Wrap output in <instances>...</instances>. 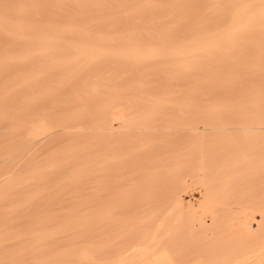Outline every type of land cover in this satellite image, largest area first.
<instances>
[{"label":"rangeland","instance_id":"374dc122","mask_svg":"<svg viewBox=\"0 0 264 264\" xmlns=\"http://www.w3.org/2000/svg\"><path fill=\"white\" fill-rule=\"evenodd\" d=\"M18 1V2H17ZM36 1V2H35ZM49 1V2H48ZM65 0H11V2L9 1V0H0V11L3 13V11H4V15H5V17H6V15L8 16V19H9V16H10V19L12 18V20L14 21V22H19V23H21L22 25H24L25 23V26L27 27V29L28 28H32L33 30H35V29H37L38 30V28H39V30L43 27V28H45V29H47L46 27H48V31H55V33H57L58 32V34L60 33V31H61V33L63 34V36L62 37H64V35H66L67 34V41H69V40H71L70 41V43L72 42V40L74 39L75 41H73L74 43L76 42V40H79V41H81V43H82V40L83 39H81V38H84V40L83 41H85V38H88V39H86L87 40V42L89 41V43H90V39H91V41H93V42H91L90 44H94V42H95V44L96 43H100V44H102L101 46H103V48H105V46L106 45H108V44H111L110 45V49H115V48H117L118 46V44H120V42L119 41H117L116 39H121V37H122V35H128V37L130 36V39L132 38V40H134V41H132V40H128V41H130L129 43H132L133 42V44H134V42L135 43H139V45H142V44H145V45H150V46H156L157 45V43L159 44V46L162 44V43H164V44H168V41L169 42H173V41H170V39L171 40H175L174 42L175 43H183V42H185V40H193V41H199V40H202V37H203V39L205 38V37H210V39H211V37H212V39L213 38H215L216 37V35H217V33L220 35V33H224L225 32V35H226V33H228L227 32V30H228V28L230 27H233V24H232V21H233V23H234V26L236 25L235 24V22L236 21H238V20H235L234 18H236L235 16H237L238 15V17H240L239 15H241L242 14V16H241V19H242V17L243 16H245V18H247L246 16H250V14H251V12H252V14H256L257 12L259 13H261L262 11H264V0H158V1H161V3L160 2H158L157 0H116V2H115V0H112L111 2H110V0H98V2H97V0H70L69 2H68V0H66L65 2H64ZM77 1V2H76ZM86 1V2H85ZM100 1V2H99ZM131 1V2H130ZM139 1V2H138ZM141 1H142V3H141ZM153 1V2H152ZM155 1V2H154ZM166 3H165V2ZM171 1H173V2H171ZM190 1V2H189ZM205 1H207L206 3H205ZM9 4H8V3ZM75 2V3H74ZM93 2V3H92ZM108 3V4H105V3ZM113 2V3H112ZM114 2H115V4H114ZM121 2H123L122 4L123 5H125L126 3H128V5H126L127 7H128V9H125V7L126 6H122L121 5ZM147 2H149V3H152L151 5L153 6H157V7H152L149 3H147ZM193 2V3H192ZM245 2V3H244ZM2 3V4H1ZM16 3V4H15ZM44 3V4H43ZM46 3H48V4H50V5H48V4H46ZM64 5H63V4ZM87 3V4H86ZM97 3H99V6L97 5ZM102 3H104L103 5H102ZM117 3H118V5H121L120 7L119 6H116L117 5ZM120 3V4H119ZM131 3V4H130ZM139 5H138V4ZM141 3V4H140ZM145 3H146V5H145ZM171 3H173V4H171ZM178 3V4H177ZM205 3V4H204ZM252 3V4H251ZM21 4V5H20ZM29 4V5H28ZM37 4V5H36ZM39 4V5H38ZM93 4V5H92ZM174 4H176V5H174ZM185 4H188V5H185ZM189 4L191 5V6H189ZM250 4V5H249ZM261 4V5H260ZM2 5V6H1ZM16 5V6H15ZM17 5H19L20 6V9H24V11H22V13L21 12H18V8H19V6H17ZM58 5V6H57ZM61 5V6H60ZM75 5V6H74ZM79 5H81V6H79ZM86 6V8L85 7H83V6ZM95 5V6H94ZM107 5H108V7H107ZM112 5H114V6H112ZM259 5V6H258ZM9 6H11V7H9ZM26 6V7H25ZM29 6H30V8H29ZM53 7V9L51 8V7ZM71 6H72V8H71ZM89 6V7H88ZM90 6H91V8H90ZM101 6H103V7H101ZM147 6V7H146ZM159 6V7H158ZM161 6V7H160ZM182 6V7H181ZM239 6V7H238ZM14 7V8H13ZM23 7V8H22ZM48 7V8H47ZM63 7V8H62ZM88 7V8H87ZM93 7H94V9H93ZM106 7H107V9H106ZM114 7V8H113ZM118 7H119V9H118ZM140 7V8H139ZM247 9H246V8ZM249 7V8H248ZM5 8V9H4ZM26 8H27V10L29 11H27L26 10ZM33 8V9H32ZM57 8V9H56ZM60 8L62 9V10H60ZM100 8H102V9H100ZM123 8H124V10H127V11H129L130 10V12H128V17H127V13H124L125 11L123 10ZM133 8V9H132ZM135 8H137V9H135ZM144 8H145V10H144ZM150 8V9H149ZM151 8H153V10L151 9ZM175 8V9H174ZM4 9V10H3ZM7 9V10H6ZM12 9H14V10H12ZM29 9H31V10H29ZM41 11H40V10ZM104 9H106L107 10V13H106V10H104ZM109 9V10H108ZM155 9V10H154ZM159 9V10H158ZM178 9V10H177ZM233 9V10H232ZM244 9V10H243ZM259 9H262V10H259ZM3 10V11H2ZM52 10V11H51ZM58 10H60V11H58ZM66 10V11H65ZM113 10H114V12H113ZM118 10V12L120 13H116V11ZM121 10V11H120ZM132 10V11H131ZM137 10V11H136ZM180 10V11H179ZM6 11H7V13H6ZM13 11V12H12ZM20 11V10H19ZM53 11H55V12H53ZM80 11H83V12H80ZM111 11H112V13H111ZM146 11V13H144V12ZM185 11V12H184ZM236 11V12H235ZM238 11V12H237ZM243 11V12H242ZM40 12H42V13H40ZM52 12V13H51ZM58 12V13H57ZM62 12V13H61ZM140 12V13H139ZM143 12V13H142ZM196 14H195V13ZM207 12V13H206ZM235 12V13H234ZM249 12V13H248ZM2 13H0V14H2ZM8 13H12V14H8ZM17 13V14H16ZM27 13V14H26ZM29 13V14H28ZM48 13V14H47ZM54 13V14H53ZM81 13V14H80ZM109 13V14H108ZM111 13V14H110ZM130 13V14H129ZM201 13V14H200ZM236 13H237V15H236ZM240 13V14H239ZM15 14V15H14ZM22 14V15H21ZM23 14H25V15H23ZM30 14H33V15H30ZM81 16H80V15ZM117 14H118V16H117ZM126 14V15H125ZM133 14V15H132ZM135 14V15H134ZM148 14V15H147ZM154 14V15H153ZM157 14V15H156ZM164 14V15H163ZM177 14H179V15H177ZM188 14V15H187ZM248 14V15H247ZM53 15V16H52ZM109 15H110V17H109ZM116 15V16H115ZM141 15H143V16H141ZM169 15V16H168ZM231 15V16H230ZM15 18H14V17ZM17 16V17H16ZM48 16V17H47ZM76 17V18H74V17ZM115 16V17H114ZM133 16V17H132ZM134 16H136V17H134ZM184 16V17H183ZM1 17V16H0ZM3 18H5L4 16H2ZM33 17V18H32ZM49 17H53L52 19L50 18L49 19ZM55 17V18H54ZM81 17V18H80ZM106 17V18H105ZM118 17V18H117ZM123 19H122V18ZM130 17V18H129ZM132 17V18H131ZM165 17V18H164ZM188 17V18H187ZM229 17H230V19H229ZM72 18V19H71ZM74 18V19H73ZM89 18V19H88ZM96 19V22H95V19ZM109 18V19H108ZM113 18V19H112ZM115 18V19H114ZM128 18V19H127ZM161 18V19H160ZM190 18V19H189ZM245 18L243 17V20H245ZM48 19V20H47ZM82 19V20H81ZM112 19V20H111ZM171 19H173V20H171ZM180 19V20H179ZM182 19V20H181ZM238 19V18H237ZM44 20V21H43ZM53 20V21H52ZM71 20V21H70ZM107 20V21H106ZM109 20V21H108ZM114 20V21H113ZM116 20V21H115ZM119 20V21H118ZM171 20V21H170ZM185 20V21H184ZM235 20V21H234ZM48 21V22H47ZM104 21H106V22H104ZM127 21V22H126ZM11 22V21H10ZM24 22V23H23ZM31 22V23H30ZM73 22V23H72ZM125 22V23H124ZM157 22V23H156ZM159 22V23H158ZM165 22V23H164ZM189 22V23H188ZM42 25H41V24ZM60 23V24H59ZM71 23V24H70ZM96 23V24H95ZM98 23H99V26H98ZM101 23V24H100ZM113 23V24H112ZM116 23H118V24H116ZM119 23L121 24V25H119ZM162 23V24H161ZM175 25H174V24ZM36 24H38V25H40V26H36ZM112 24V25H111ZM122 24H123V26H122ZM165 24V25H164ZM230 24L232 25V26H230ZM258 25H256V26H253V24H252V27L251 26H248V28L246 29V27L243 29L242 28V30L243 31H241V30H239V31H241L240 33H239V31H238V33L235 31V32H233L234 34H232V35H230V37H232V38H230L229 37V35L228 36H225L226 38L225 39H223L222 41L224 42H222V43H220V45H218V47H220V48H216V49H214V48H212V53H211V51H209V53H207V52H204L206 55H204V57H201V58H199V56L200 55H195V57L199 60H196L195 58V60H196V62L197 63H199V64H197V65H194V67L195 68H192V69H190V71L188 70V71H185V72H182V71H175L178 67H179V65H178V67L176 66V62H174L173 60H168V63L167 62H165L166 60H162L161 59V61H159V65L160 64H162V65H158L157 64V68L159 67L160 69L162 68L161 66H163V67H165V68H162V69H164L163 70V72L161 71V70H158L157 69V71H158V74H162L161 76L160 75H157V71H156V68H155V66H156V63L158 62V60L157 61H155L154 59L152 60V62L153 61H155V62H153V66H154V68L155 69H153V66L151 65L152 64V62L151 61H148L149 63H146V62H144V63H142V64H136V65H130V64H123V63H120L119 61H117V63H116V61L114 62V60H111V61H109L110 59H108L107 60V58H100V59H98V58H93V60L95 61H93L92 60V58L90 59V58H86V60L88 59H90L89 60V62L87 63L86 61H85V63L88 65V66H85V64H82V65H79L80 64V62L82 61V58L81 59H78V60H80V62H79V64H77V63H75V64H77L76 65V67L74 66V63L72 64V63H69V59L68 58H70V57H73V56H70L71 54H68V50L66 51V50H64V51H66V52H64L63 51V55H62V52L60 53V54H54L53 56H52V58L54 59L53 60V62L55 61H59L60 60V58H61V62H62V59H64L65 60V58L67 59L66 61L68 62V66H70L69 64H72L74 67V70H73V68L71 67L70 69H72L70 72H72V74H70V72H68L67 70V72H65V73H63L64 71H62V70H64V69H67V68H69V67H67L66 68V62H64L65 64H63V62H62V64L63 65H65L64 67L62 66V65H60V64H57V65H59V66H62L63 68H62V70L60 71L59 69L61 68V67H59V69H58V67L57 66H55V64H53V68H57L56 70L54 69L52 72H53V74H52V72H50L51 71V69L52 68H50L51 66H52V58H50V63H51V66L49 65V67L48 66H46V64H44V62H49V61H47V60H49V59H46V57H48L49 55H47L46 57L45 56H37V60H36V57H34L33 56V58H32V56L31 57H28V59H21L20 60V62L19 61H17V63H16V61H15V63L12 61V60H9V62L6 60V58H7V55H6V52L7 53H11V54H13L12 52L14 51L15 52V48H17V50H19V49H21V48H24V43H23V45L22 46H20L22 43L21 42H18V43H20L19 45H17V47H15L16 45L15 44H13V42L10 40L9 41V38H7V37H4V36H2L1 34H0V73H2V74H0V138L2 139V140H0V158H4V156H11L12 155V158L11 157H9V158H11L10 160H8L7 159V161H3V163L4 164H0V178H2L1 176L3 175V174H5V172L7 173V172H10V171H13V169H14V167H16L17 165L19 166V172L17 173V174H19V175H22V176H24V177H26V175H30V173L32 172V170H34L35 169V167L36 168H38V169H40V168H45V167H48L49 166V162H50V165L55 161V160H57L58 159V157H59V159L58 160H61V158H72L71 159V164L69 163L68 164V162L70 161V159H68V161H67V165H66V163H58V164H56L57 165V168H56V172H54L55 170H50V171H52V172H48V174L46 173V172H44V174H43V176H41V177H39V179L37 180V178H33V179H31L32 181H31V183H30V186L28 185V188H27V186H25V191H23V194L25 193V194H27V195H20L21 193H22V191L21 192H19V193H17V194H14V195H12L11 196V198H8V197H6V199L4 200V201H7L8 200V203H5L3 200H1V201H3V203L5 204V206H4V204H2V202H1V204L2 205H0V207H6V208H10V206H12L11 208H14V207H16V203L17 202H19L20 203V205L19 206H21L22 205V203H21V201H22V198H25L26 196H28V195H31V194H33V195H35V197L36 198H38L37 199V201L35 200V202L33 203V205L32 206H34V207H32V206H28L27 207V205H22L23 206V208L22 207H16V208H18L19 209V211H18V213L19 214H13V215H9V216H4V217H1V219H0V239H2V236H4V237H6V236H10V235H12V236H10V238L11 237H13L14 238V236H16L17 234L19 235V233L18 232H21L23 229H24V231H26L31 225H32V223H33V225H34V222H37V225H38V220L36 221V219H38L39 218V221L40 220H44V217L45 218H48L47 220H45V222H43L42 223V226H44L45 227V229H46V227L48 228L47 229V231L49 230V232L50 233H52V231H54L56 228L58 229L59 227V229L57 230L56 229V231H58V232H56V231H54V236L52 235L51 236V238L49 239L50 241L51 240H53L52 242H50L49 240H48V246L46 245V244H44V245H42V248L40 249H38V248H36L37 246L38 247H41V246H39L38 244H36V243H33V238L31 239V237H34V236H36L35 234H34V236L32 235V234H25L24 236H28L27 238H28V240H30V241H28V242H23V241H25V240H22L20 243H15V246H13V245H11V247H13V248H11L10 246H7V247H5L6 248V252H4V250H2V251H0V253L1 252H3V253H1L0 254V258H1V262H3V264H7V262H5V261H9V258L8 257H11L13 254H14V257H13V259L15 258V259H18V258H20V261H21V258H22V260L24 261L25 260V262L23 263V262H21V264H27V263H29V264H42V263H44L45 261H48V262H46V264H50V263H54V264H67L68 262H71L70 264H78L79 263V261L78 260H80L81 261V263L80 264H82V263H86L87 262V264H88V262L90 263V264H92L91 262H93V264H95L96 262L98 263V264H105L106 263V261H107V263H108V261L111 263V264H113L111 261H112V259H117L118 257H119V255L118 254H116L115 255V253L117 252V251H121L120 249H123L124 247H125V249H123V251H121V255L122 254H124L125 253V251H126V248H127V250H128V247L127 246H125L126 244L128 245V229H127V227L126 226H130V225H132L136 220H138V219H141L140 217H144V215H142L141 214V212H143L144 211V209L143 208H146V202L147 201H149V202H151L150 204H152V203H154L155 202V199H154V202H152L153 201V199L151 200V199H149L148 197H147V199L148 200H144L143 201V199L142 200H139V198H137V197H142V195H144L143 193L142 194H140V196L137 194V192L139 193H141L142 191H140V188L137 190V191H134V190H136V189H134L132 192H130V198H131V193H132V200L129 198V196H128V193H129V191H128V186H129V184H132L131 182H134L133 180H135L134 178H138V177H140L141 178V175H142V177L144 178V176H143V174L144 175H146L147 174V172H148V170L151 168V170H152V168H155V166H154V164L156 163H158V160H159V158H164L165 156H169L170 154H173V150L175 149V147H176V145H180V143H184V141L186 140L187 141V139L189 140V138H187L185 135H188L186 132H184L183 130L182 131H179V132H176V131H174V130H171V131H174V132H171L169 129H171V128H173V127H179L180 125H181V123L179 122L180 120H183V118H180L179 119V121L176 119L177 118V116H179V115H182V114H179L177 111V113L175 114V113H173V110L174 109H178V108H180V107H182V106H184L183 104H190L191 106V108H189L188 107V111H191L190 112V114H191V117H190V115H189V118L188 119H190L191 120V122H193L192 121V118H194V120H195V118L199 121V122H202L203 120L204 121H206V119L205 118H209L210 119V121L213 119V121H216L217 122V120L218 119H215V117L216 116H218L217 114H219V116L218 117H216V118H219L220 120L219 121H221V119H223V120H225L226 118L225 117H228L226 120H229V122H228V124L226 123V120H225V122L224 123H226V125H229V123H230V125L233 123L234 125L235 124H238V121L240 122L241 120L240 119H242L243 121L245 120V117H247L248 116V118H249V116H250V114H252L251 116H250V119H248V118H246V120L248 119V120H250V121H246V123H248V124H250V122L252 123V121L253 120H255V121H259V123H262V121H260V119L261 120H263L264 118H263V116H264V19H262L261 21L259 20L258 21V23H257ZM29 25H30V27H29ZM53 25V26H52ZM86 25H87V28H86ZM90 25V26H89ZM92 25H93V27H92ZM110 25H111V27H110ZM156 25H157V28H156ZM169 25V26H168ZM255 25V24H254ZM24 26V27H25ZM52 26V27H51ZM75 26V27H74ZM112 26H113V28H112ZM35 27H37V28H35ZM54 27V28H53ZM57 27V28H56ZM73 27V28H72ZM124 27V28H123ZM152 27H153V29H152ZM228 27V28H227ZM249 27H251V29L249 28ZM42 28V29H43ZM225 28H227V29H225ZM229 28V29H230ZM31 29V30H32ZM44 29V30H45ZM53 29V30H52ZM55 29V30H54ZM65 29V30H64ZM71 29V30H70ZM85 29V30H84ZM90 29H91V31H90ZM121 29V30H120ZM123 29H125V31H123ZM128 31H127V30ZM220 29H221V31H220ZM25 30H26V28H25ZM74 30H76L75 31V33H74ZM83 30V31H82ZM116 30V31H115ZM117 30H119V31H117ZM134 30H135V32H134ZM154 30V31H153ZM170 32H169V31ZM175 30V31H174ZM191 30H192V32H191ZM203 30V31H202ZM224 30V31H223ZM28 31H30L29 29H28ZM81 33H80V32ZM100 31V32H99ZM111 31V32H110ZM123 31V32H122ZM133 31V32H132ZM137 31V32H136ZM139 31H141V32H139ZM145 31H146V33H145ZM152 31V32H151ZM189 33H188V32ZM202 31V32H201ZM229 31V33H230V30H228ZM73 32V33H72ZM90 32V33H89ZM96 32V33H95ZM119 32V33H118ZM155 32V33H154ZM156 32H157V34H156ZM169 32V33H168ZM184 32V33H183ZM2 33V32H1ZM60 33V34H61ZM118 33V34H117ZM161 33H163V34H161ZM203 33V34H202ZM216 33V35L214 36L213 34H215ZM4 34V33H3ZM61 34V35H62ZM69 34H70V37H72L71 39H68V38H70L69 37ZM72 34H73V36H72ZM75 34L77 35L78 34V36L76 37L75 36ZM84 34H87L86 36L84 35ZM97 34V35H96ZM101 34H103V35H101ZM137 34V35H136ZM153 34V35H152ZM155 34H156V36H155ZM176 34V35H175ZM191 34H193V35H191ZM200 34V35H199ZM205 34V35H204ZM207 34V35H206ZM210 34V35H209ZM81 35V36H80ZM84 37H83V36ZM93 35H95V36H93ZM100 35V36H99ZM106 35V36H105ZM108 35V36H107ZM112 37H111V36ZM114 35V36H113ZM121 35V36H120ZM132 35V36H131ZM134 35V36H133ZM141 35V36H140ZM144 35V36H143ZM146 35V36H145ZM160 35V36H159ZM161 35L163 36L162 38H164V39H162L161 38ZM164 35L166 36V37H168V38H166V37H164ZM170 35V36H169ZM214 37H213V36ZM219 35H217L218 36V38L220 37L221 38V35L219 36ZM223 35V34H222ZM6 36V35H5ZM74 36H75V38H74ZM118 36V37H117ZM119 36H120V38H119ZM143 36V37H142ZM155 36V37H154ZM157 36L158 37H160L161 39H159L158 38V40L156 39L157 38ZM186 36V37H185ZM196 36V37H195ZM201 36V37H200ZM95 39V41L93 40V38ZM106 37V38H105ZM117 37V38H116ZM137 37V38H136ZM148 37H150V38H148ZM190 37V38H189ZM198 37H200V38H198ZM4 38V39H3ZM90 38V39H89ZM99 38H100V40H99ZM104 38H105V40H104ZM111 38V39H110ZM65 39H66V36H65ZM64 39V40H65ZM103 39V40H102ZM137 39H139V42H138V40ZM142 39V40H141ZM145 39V40H144ZM168 41H167V40ZM196 39H198V40H196ZM206 39V38H205ZM208 39V38H207ZM209 39V40H210ZM227 39V40H226ZM231 39H233V40H231ZM153 40V42H151ZM158 41V42H156V41ZM161 41V43H160V41ZM162 40H164V41H162ZM214 40V39H213ZM216 40H218V39H216ZM79 41H77V44H79L78 42ZM97 41V42H96ZM101 41H103V42H105L104 44H103V42H101ZM116 41V42H115ZM156 43H155V42ZM227 41V42H226ZM229 41V42H228ZM233 41V42H232ZM11 42V43H10ZM114 42V43H113ZM142 42V43H141ZM187 42V41H186ZM226 42V43H225ZM17 43V44H18ZM84 44L86 43V42H83ZM88 43V44H89ZM118 43V44H117ZM147 43V44H146ZM149 43V44H148ZM153 43V44H152ZM87 44V43H86ZM94 44V45H95ZM113 44H115L116 45V47L115 46H113ZM164 44H162V45H164ZM222 44V45H221ZM223 44H225L224 46H223ZM15 45V46H14ZM65 45V44H64ZM63 44L61 45L62 46V49H63V47L65 48L66 46H64ZM137 45V44H136ZM229 45H231V46H229ZM20 48H19V47ZM96 46H98V47H101V46H99V45H96ZM223 47V49H222V47ZM109 47V46H108ZM217 47V46H216ZM228 47V48H227ZM12 48H14V49H12ZM226 48V49H225ZM10 49V50H9ZM68 49V48H67ZM107 49V48H106ZM214 49V50H213ZM220 49V50H219ZM16 50V51H17ZM22 50V49H21ZM61 50V49H60ZM59 50V51H60ZM211 50V49H210ZM20 51V50H19ZM69 51H71L70 49H69ZM215 51H216V53H215ZM220 51V52H219ZM226 51V52H225ZM5 52V53H4ZM17 52H15V54H16ZM65 53V54H64ZM70 53V52H69ZM2 54V55H1ZM66 54H68V55H66ZM209 54V55H208ZM218 54V55H217ZM220 54H221V56H220ZM58 55V56H57ZM4 56H6V58H5V60L4 61H6V62H4L3 61V57ZM56 56V57H55ZM61 56V57H60ZM68 56H70V57H68ZM202 56H203V53H202ZM208 57V58H207ZM30 58V59H29ZM40 59V60H39ZM71 59V58H70ZM73 59H75L74 57H73ZM72 59V60H73ZM77 59H75V60H77ZM84 59V58H83ZM24 60V61H23ZM32 60V61H31ZM72 60H70V61H72ZM75 60H74V62H75ZM101 60H103V61H101ZM106 62H105V61ZM202 60V61H201ZM12 61V62H11ZM26 61V62H25ZM40 61V62H39ZM44 61V62H43ZM92 61V62H91ZM7 62L9 63V64H7ZM11 62V63H10ZM37 62H39L38 64H37ZM43 63V65H42V63ZM77 62V61H76ZM82 62H84V61H82ZM101 62V63H100ZM111 62H113V63H111ZM151 62V63H150ZM164 62V63H163ZM170 62V63H169ZM193 62H194V60H193ZM195 62V63H196ZM5 63V64H4ZM24 63H25V65H24ZM58 63V62H57ZM104 63V64H103ZM111 63V64H110ZM115 63H116V66H114L115 65ZM154 63H155V65H154ZM194 63V64H195ZM202 63V64H201ZM2 64H4V65H2ZM17 64V65H16ZM21 64V65H20ZM34 64V65H33ZM49 64V63H48ZM100 64H101V66H100ZM117 64H118V66H117ZM170 64V66H169V68H168V65ZM206 64V65H205ZM20 65V66H19ZM22 65H24V67H22ZM41 65V66H40ZM78 65H79V67H78ZM84 65V66H83ZM92 65V66H91ZM94 65V66H93ZM122 67V68H120V66ZM127 65V66H126ZM130 65V66H129ZM141 65V66H140ZM150 65H151V67H150ZM165 65V66H164ZM174 65V67H171V66H173ZM26 66L28 67V68H26ZM111 68H110V67ZM113 66V67H112ZM125 66V67H124ZM139 67L140 66V68H136V67ZM143 66V67H142ZM175 66H176V68H175ZM197 66V67H196ZM2 67V68H1ZM17 67V68H16ZM35 67H38L39 69H40V71L42 72L43 70H45L46 69V67H48L49 69V71H48V73H50V74H48V73H46L47 72V69H46V72H45V76H43L44 75V73L42 72H40V74H39V72H38V70L36 71V69H35ZM43 67H45L44 69H42L41 70V68H43ZM115 67V68H114ZM6 68V70H4ZM13 70H12V69ZM21 68H22V70H21ZM35 69V71L39 74V75H37V78L35 77L36 76V72H35V75L33 74L34 73V69ZM37 68V69H38ZM83 68V69H82ZM144 68V69H143ZM150 68V69H149ZM171 68H175V70L174 69H171ZM198 68V69H197ZM152 69V70H151ZM168 69H171V70H174V72L173 71H171V70H168ZM200 69V70H199ZM8 70V71H7ZM29 70H31V71H29ZM58 70V71H57ZM82 70V71H81ZM166 70V71H165ZM178 70V69H177ZM54 71H56V73L54 72ZM124 71V72H123ZM159 71H161V72H159ZM171 74V72H173V73H175L176 74V76H175V74L173 75V74H171V75H173V78H170L171 76H170V74L168 73V72ZM20 72H22V74L20 75ZM60 72H61V74H60ZM191 73V74H189V73ZM14 73V74H13ZM24 73V74H23ZM30 73V74H29ZM59 73V74H58ZM116 74V75H113V74ZM164 73H166L165 75H164ZM178 73H181V74H178ZM184 73V74H183ZM187 73V74H186ZM34 76H33V75ZM43 74V75H42ZM50 75L51 76V78H50V76L48 77V75ZM64 74V76H62ZM68 74V75H67ZM69 74L71 75V76H69ZM123 74V75H122ZM12 75V76H11ZM61 75V76H60ZM110 75H112V76H110ZM164 75V76H163ZM187 75H189V77H187ZM191 75V76H190ZM195 75V76H194ZM198 75H199V77H198ZM9 76H10V78H9ZM31 76H33L32 77V79H30L31 78ZM39 76H40V78H39ZM47 76V77H46ZM65 76H68L69 78H67V77H65ZM125 76V77H124ZM170 76V77H169ZM57 77V78H56ZM59 77H60V79H59ZM64 77V78H63ZM113 77V78H112ZM121 77V78H120ZM167 77V78H166ZM179 77V78H178ZM205 77V78H204ZM14 78V79H13ZM22 78V79H21ZM40 80H39V79ZM47 78V79H46ZM61 78L63 79L62 81H64V79H65V82L64 83H61L62 81H61ZM67 78V79H66ZM187 79V81H185V79ZM201 78V79H200ZM11 79V80H10ZM24 79V80H23ZM45 79V81H43V80ZM49 79V80H48ZM59 79V80H58ZM121 81H120V80ZM19 80H20V82L22 81V83L20 84V82H19ZM56 80H57V82H56ZM109 80V81H108ZM119 80V81H118ZM189 80H191L190 82H189ZM209 80V81H208ZM9 81V82H8ZM28 82V83H26V82ZM34 81H35V83H34ZM37 81V82H36ZM41 81V82H40ZM49 81V82H48ZM53 81H55V82H53ZM75 83H73V82ZM14 82V83H13ZM33 82V83H32ZM47 82L49 83V84H47ZM51 82V83H50ZM59 82V83H58ZM68 82V83H67ZM109 82V83H108ZM128 82V83H127ZM189 82V83H188ZM26 83V84H25ZM42 84V85H40V84ZM43 83H44V85H43ZM46 83V84H45ZM55 83V84H54ZM56 83H57V85H56ZM88 83L90 84V85H88ZM97 83V84H96ZM111 83H113V84H111ZM134 83V84H133ZM136 83V84H135ZM196 83V84H195ZM207 83V84H206ZM3 84H4V86H3ZM29 86H28V85ZM52 85L53 84V86L52 87H50L49 85ZM61 84H63V86L61 85ZM73 84V85H72ZM92 84V85H91ZM132 84H133V86H132ZM145 84V85H144ZM204 84V85H203ZM11 85V86H10ZM46 85V86H45ZM48 85V86H47ZM65 85V86H64ZM70 85V86H69ZM76 85V86H75ZM117 85H118V87H117ZM2 86V87H1ZM6 86V87H5ZM42 86H44V87H42ZM57 86L58 87H60L59 89L57 88ZM72 86V87H71ZM74 86V87H73ZM89 86V87H88ZM96 86V87H95ZM201 86V87H200ZM4 87V88H3ZM13 87V88H12ZM24 87V88H23ZM29 87H31V88H29ZM42 89H41V88ZM46 87V88H45ZM51 88V90H50V88ZM61 87H62V89H61ZM85 87V88H84ZM93 87H95L96 88V90H97V92L95 91V93L92 91V90H90V88L91 89H93ZM126 87V88H125ZM203 87V88H202ZM4 90H3V89ZM43 88H45L44 90H43ZM65 88V89H64ZM95 88H94V90H95ZM116 90H115V89ZM134 88V89H133ZM137 88V89H136ZM198 88V89H197ZM201 88V89H200ZM12 91H11V90ZM40 89V90H39ZM50 90V91H47V90ZM55 90L54 91V93H53V90ZM81 89H83V90H85V92L83 91V90H80ZM125 89V90H124ZM206 89V90H205ZM48 92V94H46V95H44V93H47L46 91ZM61 90V91H60ZM63 90V91H62ZM89 90V91H88ZM113 90V91H112ZM114 90H115V92H114ZM122 92H121V91ZM10 91H11V93H10ZM34 91H35V93H34ZM52 91V92H51ZM79 91H80V93H79ZM118 91H119V93H118ZM125 91V92H124ZM139 91V92H138ZM193 93H192V92ZM13 92H14V95H12L13 94ZM44 92V93H43ZM51 92V93H50ZM56 92V93H55ZM74 92H76L78 95H76V93H75V95H74ZM91 92V93H90ZM121 92V93H120ZM137 92V93H136ZM175 92V93H174ZM178 92V93H177ZM187 92V93H186ZM198 92H199V94H198ZM206 92V93H205ZM50 93V94H49ZM72 93H73V95H72ZM93 93V94H92ZM115 93H116V95H115ZM165 93H168V94H165ZM196 93V94H195ZM33 94V95H32ZM36 94H38V96L36 95ZM41 94H42V96H41ZM51 94H53V95H51ZM90 94H92L91 96H90ZM95 94V95H94ZM120 94V95H119ZM132 94H134V95H132ZM164 94V95H163ZM173 94H175V95H173ZM188 94H189V97H188ZM195 94V95H194ZM201 94V95H200ZM7 95V96H6ZM32 95V96H31ZM40 95V96H39ZM47 95H49V96H47ZM51 95V96H50ZM82 95V96H81ZM86 95V96H85ZM88 95H89V97H88ZM100 95V96H99ZM111 95H113V96H111ZM117 95H118V97H117ZM128 95V96H127ZM151 95V96H150ZM187 97H186V96ZM200 95V96H199ZM3 96H4V98H3ZM72 96V97H71ZM73 96H75V97H73ZM78 96V97H77ZM85 98H84V97ZM150 98H149V97ZM163 96H165V97H163ZM194 96V97H193ZM254 96H255V99H254ZM260 96V97H259ZM14 97V98H13ZM35 97H36V99H35ZM41 97V98H40ZM58 97V98H57ZM81 97H82V99H81ZM86 97H88V98H86ZM119 97H120V99H119ZM133 97V98H132ZM181 97V98H180ZM193 97V98H192ZM207 97V98H206ZM32 98H34V99H32ZM51 98H53V99H51ZM73 98V99H72ZM79 98V100H77ZM113 98V99H112ZM118 98V99H117ZM123 98H127L126 100L128 101V104H129V102H130V104L129 105H131L130 107L132 108L133 106H132V104H134V108H132L131 109V111H130V108H129V105H128V108H129V112H132V110H134L135 109V105L136 104H142V103H151V100H152V103H155L156 101H159V102H161V105H162V103L164 102V104L165 103H167V104H165V106H167L168 104L169 105H171V106H173V107H171L170 106V108H171V110H169L168 111V109H170L169 108V106H167L168 108H165V109H162L163 111H162V118L160 117L159 118V114H161V112L159 113V114H156L155 116H156V118H155V116H152V118L154 117L155 118V122H156V124H155V122L153 123V120L152 119H146V120H144L143 122H142V120L141 121H139V124H145L146 122H147V120H150L148 123V126L147 127H145V129L146 128H148V134H149V132H150V134L149 135H146L147 137H146V139H147V141H156L157 142V145L158 146H156V148L154 147V148H152V150H149V151H147V152H144V153H142V154H135L134 152H133V155L131 154V156H132V158H131V156H129V158H128V160L126 161V156L124 157V149L123 148H126L127 149V151H128V153L130 152V148H129V150H128V144H130L131 142L130 141H128V138H127V141H126V138L124 137V136H122V135H120V136H116V135H110V132H103V131H101L102 129H101V127L103 128V129H105V128H107V126L110 124V122H109V116H108V112H110L109 110H107L106 111V107H104V109L105 110H103L102 109V106L103 105H105V102H108V103H106V105H109V102L110 101H112V103H113V101H114V99H115V101H122V99ZM177 98V99H176ZM186 98V99H185ZM194 98H195V100H194ZM19 99V100H18ZM20 99H21V101H20ZM28 99H29V101L30 102H28ZM40 99L42 100V101H40ZM59 99V100H58ZM167 99H168V101H167ZM174 99H176V100H174ZM190 99V100H189ZM200 99H202V100H200ZM54 102V104H52L53 102ZM57 102H56V101ZM109 100V101H108ZM135 100V101H134ZM141 100V101H140ZM150 100V101H149ZM156 100V101H155ZM163 100V101H162ZM173 101V102H171V101ZM181 100H182V102H181ZM205 100V101H204ZM256 101V103H255V101ZM114 101V103L113 104H115L116 102ZM143 101V102H142ZM145 101V102H144ZM149 101V102H148ZM192 101V102H191ZM196 101V102H195ZM219 101V102H218ZM249 101V102H248ZM14 104H13V103ZM21 102V103H20ZM123 102V101H122ZM159 102H157V103H159ZM190 102V103H189ZM205 102V103H204ZM210 102V103H209ZM251 102V103H250ZM111 103V102H110ZM118 103H120V102H118ZM132 103V104H131ZM173 103H175V105H173ZM179 103H181V105L182 106H180V104ZM194 103V104H193ZM197 103V104H196ZM209 103V104H208ZM218 103V104H217ZM26 104V105H25ZM32 104V105H31ZM103 104V105H102ZM112 104V105H113ZM117 104V103H116ZM160 104V103H159ZM220 104H222V105H220ZM237 104L243 109H241L239 106H237ZM249 104V105H248ZM259 104V105H258ZM13 105V106H12ZM20 105V106H19ZM21 105H23V106H21ZM111 105V104H110ZM185 105V106H186ZM211 105V106H210ZM225 105H227V107H231L230 109H231V111H230V113H228L229 112V110H227V113H226V110H223V109H226V106ZM230 105V106H229ZM245 105V106H244ZM253 105V106H252ZM258 105V106H257ZM263 105V107H261ZM4 106V107H3ZM184 106V107H185ZM187 106H189V105H187ZM186 106V107H187ZM196 106V107H195ZM202 106V107H201ZM205 106V107H204ZM214 106H216V107H214ZM220 107V109H219V107ZM221 106L223 107L224 106V108L222 109L221 108ZM232 106H236V107H234V108H236V109H233L232 110ZM242 106H244V107H242ZM248 108H247V107ZM19 107V108H18ZM108 108H110V110H111V107H109V106H107ZM140 107V106H139ZM144 106L142 105V108H143ZM174 107H176V108H174ZM199 107V108H198ZM211 107H212V109L215 111V112H213L214 113V115L212 114V116H213V118H212V116L210 115L211 114V112H209V114H207L206 115V113H208V111H210V110H212L211 109ZM136 108H138V106L136 105ZM142 108H138V109H140V110H137V112H133V115L134 116H136V115H138L139 114V112L141 111V109ZM174 108V109H173ZM192 108H193V111H192ZM196 108V109H195ZM205 108L206 109H208V110H205ZM30 109V110H29ZM190 109V110H189ZM204 109V113H205V115H203V110ZM216 109V110H215ZM221 109H222V111H221ZM239 109H240V111H239ZM245 109H248V110H246L245 111ZM250 109V110H249ZM252 109V110H251ZM256 109V110H255ZM39 110V112H36V111H38ZM47 110V111H46ZM103 110V111H102ZM202 112H201V111ZM218 110V111H217ZM253 110H255L254 112H253ZM260 110V111H259ZM16 111V112H15ZM33 111H35V112H33ZM42 111H44V112H42ZM45 111H46V113H45ZM49 111V113H47ZM55 111V112H54ZM102 111V112H101ZM195 111H198V112H196L195 113ZM207 111V112H206ZM240 113L239 115L236 113ZM247 113V111H248V113L250 112V114H246L245 112ZM263 111V112H262ZM12 112H14V113H12ZM29 112V113H28ZM40 112H42V113H40ZM83 112V113H82ZM100 112L102 113V114H100ZM105 112V113H104ZM128 112V113H129ZM170 112V113H169ZM216 112H218V113H216ZM223 112H224V114H223ZM231 112H233L236 116H237V118H236V116L235 115H232V113ZM3 113V114H2ZM9 113V114H8ZM35 113V114H34ZM45 113V114H44ZM86 113V114H85ZM107 113V114H106ZM135 113H136V115H135ZM138 113V114H137ZM141 113V112H140ZM185 114H186V112H184ZM197 113H202V114H197ZM216 113V114H215ZM220 113H222L223 115H221ZM245 113V114H244ZM3 116H2V115ZM48 114V117H45L46 115ZM75 114H76V116H75ZM89 114V115H88ZM96 114H98V116L96 115ZM185 114H183V115H185ZM194 114V115H193ZM255 114V116H257V118L255 117H253V115ZM30 115L32 116V115H34L35 117H37V116H39L40 117V119H34L35 117H32V119H34L33 121L32 120H29L30 119ZM41 115V116H40ZM83 117H82V116ZM93 115V116H92ZM106 116V118H105V116ZM129 115H132V114H130L129 113ZM132 115V116H133ZM171 115H174V116H176V117H174V116H171ZM216 115V116H215ZM226 115V116H225ZM230 117H229V116ZM243 116V118H242V116ZM13 116H15V117H13ZM42 116H44V118L42 117ZM56 118H55V117ZM81 116V117H80ZM100 116V117H99ZM158 116V117H157ZM161 116V115H160ZM167 116H169L170 118H175L177 121H178V123H176L175 122V119L173 120V119H171V122H169V117H167ZM185 116H187L188 117V115L186 114ZM195 116V117H194ZM197 116V117H196ZM202 118V117H204L205 116V118H203V120L200 118V117ZM223 118H222V117ZM231 116H233V117H231ZM241 116V117H240ZM8 117V118H7ZM38 117V118H39ZM42 117V118H41ZM79 117V118H78ZM99 117V118H98ZM165 117H167V118H165ZM180 117V116H179ZM199 117V118H198ZM212 119H211V118ZM254 118V119H252L251 120V118ZM3 118V119H2ZM26 118H28V119H26ZM45 118H46V123L45 124H48V125H50L51 124V126H48V125H46V126H48V130H52L53 129V127H54V130H55V128L57 127V128H63V127H60V125H59V123L61 124V121L64 119L65 121H67V119L69 118V120L68 121H70V124L72 125L73 123H71L72 121H74V123H75V121L77 122V123H75L74 125H72L73 127H75L76 128V130H78L79 128H80V124H81V122H82V125H81V128H80V130L83 128V129H86V130H84L83 131V129H82V132H80L79 133V131H78V133H76V132H74L75 131V128L73 129L72 128V130H74V131H70L69 132V134H67L68 133V131L67 130H70L69 128H71V126L69 127V123H68V121L67 122H62L64 125H65V127L64 128H66L67 127V129H65L66 130V135H65V133L64 134H61V136H60V134H53L50 138H48V139H46L45 141H46V143L48 142V141H50V142H48V145H46V143H45V141L43 142V143H41V144H39V145H37V146H29V144L27 145V137L26 138H24L25 137V135L24 134H26V131L28 130L25 126H27L28 127V125L30 124H28V125H25V124H27L29 121L31 122H36V121H39V120H42V119H44L45 120ZM157 118H159L160 120L158 121V119ZM230 118V119H229ZM236 118V119H235ZM263 118V119H262ZM6 119V120H5ZM18 119V120H17ZM47 119H48V121H49V123H47L48 121H47ZM81 119V120H80ZM103 119V120H102ZM106 119V120H105ZM108 119V120H107ZM161 119H165L164 121L163 120H161ZM187 119V118H186ZM187 119V120H188ZM199 119H201V120H199ZM2 120H5V121H2ZM17 120V121H16ZM26 120H29V121H27L26 122ZM43 120V121H44ZM56 120L57 121H59L58 123L56 122ZM83 120H84V122H83ZM189 120V121H190ZM197 120H195L194 122L196 123V121ZM10 121V122H9ZM20 121L22 122H24V125H23V123H21V125L22 126H24V127H22L23 129V131H25V128L27 129L25 132H19V131H21V130H19L18 132H19V134L18 133H16L17 134V138H19L18 137V135L19 136H21V135H23V138L25 139V140H23V139H21V140H19V139H17V141H18V143H22V145H23V141H25L26 143H25V146H29V148H27V147H25V146H23V147H21L20 149H18V150H13L14 149V147L15 146H12V145H15V143L13 142V141H15V139H16V135H15V132H17V124L19 123V125H20ZM80 121V123H78ZM87 121V122H86ZM101 121V122H100ZM103 121V122H102ZM106 121V122H105ZM185 121V120H184ZM188 121V122H189ZM243 121H241V123H239V124H242V123H244ZM9 122V123H8ZM18 122V123H17ZM97 122H98V124H97ZM140 122H142V123H140ZM13 123V124H12ZM14 123H16V124H14ZM55 124V125H53V124ZM100 123V124H99ZM151 123H153V125L155 124V125H158V124H160V125H158V126H160L159 128H160V132H159V130H157V126H155L154 125V127L156 128H154L153 127V125H152V127H150L151 125ZM166 123V124H165ZM168 123H170V124H168ZM171 123H173V124H171ZM186 123H187V121H186ZM218 123V122H217ZM220 123V122H219ZM222 123H223V121H222ZM253 123H255V122H253ZM264 123V122H263ZM56 124H57V126H56ZM88 125V126H85V127H87V128H85L84 127V125ZM91 124H94V125H91ZM95 124H96V126H95ZM102 124V125H101ZM185 125V122L184 123H182V125ZM189 124H190V122L187 124L188 126H189ZM194 124V123H193ZM8 127H7V126ZM10 125V126H9ZM16 125V126H15ZM53 125V126H52ZM59 125V126H58ZM63 125V126H64ZM107 125V126H106ZM167 127H166V126ZM170 125V126H169ZM175 125V126H174ZM179 125V126H178ZM181 125V126H182ZM260 125H264V124H260ZM15 128V129H17L16 131L14 130L13 131V127ZM77 126V127H76ZM100 126V127H99ZM105 126V127H104ZM140 126H143V125H140ZM171 126H173V127H171ZM50 127H52V128H50ZM79 127V128H78ZM91 127V128H90ZM144 127V126H143ZM165 127V128H164ZM9 128V129H8ZM64 128H63V132H65V130H64ZM98 128V129H100L99 131L97 130L96 131V129ZM154 129L153 131L154 132H152L151 130H149V129ZM158 128V129H159ZM162 128H164L165 129V131H170L169 133L170 134H166V133H168V132H162L161 133V131H164V130H162ZM5 129H7V130H5ZM20 129V128H19ZM90 129H92L91 131H90ZM144 129V130H145ZM167 129V130H166ZM8 130H9V132H8ZM12 130V131H11ZM53 130V131H54ZM93 130H95V131H93ZM155 130H157L156 131V133H155ZM90 131V132H89ZM93 131V132H92ZM147 131V130H146ZM12 132V133H11ZM74 132V133H73ZM153 134H152V133ZM231 133H229L228 134V138H230V139H228L229 141L230 140H234V138H235V140L236 139H238V138H240V134L238 133L237 134V132H234L233 133V131H230ZM20 133H22V134H20ZM71 133V134H70ZM106 133V134H105ZM174 133V134H173ZM183 133V134H182ZM186 133V134H185ZM7 134V135H6ZM10 134H12V135H10ZM98 134V135H97ZM232 134V135H231ZM238 136H237V135ZM68 135V136H67ZM73 135V136H72ZM105 135V137H103ZM166 135H168V137L166 136ZM170 135H172V136H170ZM230 135V136H229ZM236 135V136H235ZM54 136V137H53ZM67 136V137H66ZM70 136V137H69ZM76 136H77V139H75L76 138ZM109 136H111V137H109ZM170 136V137H169ZM175 136H177V137H175ZM235 136V137H234ZM59 137V138H58ZM61 137V138H60ZM109 137V138H108ZM232 137V138H231ZM262 137L264 138V135H262ZM22 138V137H21ZM54 140H53V139ZM67 138V139H66ZM71 138V139H70ZM74 138V139H73ZM81 138V139H80ZM84 138H85V140H84ZM96 138V139H95ZM102 138V139H101ZM167 138V139H166ZM176 140H175V139ZM14 139V140H13ZM50 139H52V140H50ZM62 139V140H61ZM72 139H73V141H72ZM89 139V140H88ZM98 139V140H97ZM145 139V137H144V140H146ZM148 139H150V140H148ZM153 139H155V140H153ZM162 139H163V141H162ZM174 139V140H173ZM183 139H184V141H183ZM79 140V141H78ZM121 140V141H120ZM164 140H167V142H165ZM171 140H173V141H175L176 142V145H175V142H171ZM180 140V141H179ZM264 140V139H263ZM9 141V142H8ZM10 141H11V143H10ZM85 141V142H84ZM97 141H98V144H97ZM114 141H115V143H114ZM118 141V142H117ZM123 141V142H122ZM125 141V142H124ZM160 141H162L161 143H159ZM178 141V142H177ZM183 141V142H182ZM16 142V141H15ZM55 142V143H54ZM72 142H74V143H72ZM101 142H105L104 144L103 143H101ZM112 142V143H111ZM120 142V143H119ZM17 143V142H16ZM18 143H17V145H18ZM52 143H53V145H52ZM68 143H69V147H74V146H76V148L78 149L77 150V153L76 154H74V152H76V150H72L73 152H71V153H68V152H63V150H64V148L65 149H67V148H69L68 147ZM107 143H108V145H107ZM113 143H114V145H113ZM126 143H127V145H126ZM173 143H174V145H173ZM171 146H169V145ZM11 145V146H10ZM16 145V146H17ZM22 145H20V146H22ZM113 147H112V146ZM126 145V146H125ZM163 145V146H162ZM165 145H167V147H165ZM20 146H17V147H20ZM51 146V147H50ZM79 146H82L81 148L79 147ZM95 146V147H94ZM110 146V147H109ZM114 146H115V148L117 147V149L118 150H120V147L119 146H121V149L122 150H120V151H122V153L120 152V151H116L117 149H115L114 148ZM123 146V147H122ZM160 146V147H159ZM263 146H264V143H263ZM4 147V148H3ZM8 147H9V149H8ZM16 147V148H17ZM37 147V148H36ZM47 147V148H46ZM59 147V148H58ZM67 147V148H66ZM110 148L109 150H108V148ZM170 147V150H171V148H173V150H171L170 152H169V149L167 150L166 148H169ZM13 148V149H12ZM25 148H27V149H25ZM31 148H33V149H31ZM79 148L80 149H82V148H84V149H82V151H79ZM89 150H88V149ZM111 148H113L112 150H111ZM10 149H11V151H10ZM23 149V150H22ZM24 149H25V151H24ZM126 149H125V151H126ZM12 150H13V152L15 153V155L13 156V152H12ZM22 150V152L21 153H19V154H17L18 153V151L20 152ZM29 150V151H28ZM40 150V151H39ZM47 150H49V151H47ZM56 150V151H55ZM58 150V151H57ZM84 150H85V152L86 153H84ZM88 150V151H87ZM93 150V151H92ZM107 150H108V152H107ZM115 150V151H114ZM163 150V151H162ZM8 151H10L11 152V154L8 152ZM16 151H17V153H16ZM35 151H36V154H35ZM78 151H79V153H78ZM97 151H98V153H97ZM109 151H111V153L113 154V155H118L117 156V159L119 160V159H121L120 161H117V159L116 160H113L112 162H111V164L109 165V164H107V163H105V159L106 158H108L109 156L108 155H112ZM112 151H114V152H112ZM126 151V152H127ZM152 151V154L150 153ZM6 152V153H5ZM25 152V153H24ZM39 152H41V153H39ZM47 152V153H46ZM51 154H53V155H51ZM103 152V153H102ZM106 152H107V156L108 157H105L106 156ZM22 153H24V154H22ZM31 153V154H30ZM44 153V154H43ZM56 153V154H55ZM73 153V154H72ZM84 153V154H83ZM161 153H162V155H161ZM2 154H3V156H2ZM6 154V155H5ZM10 154V155H9ZM21 154V155H20ZM27 154V155H26ZM29 154V155H28ZM48 154V155H47ZM62 154V155H61ZM82 154V155H81ZM100 154V155H99ZM121 154H123V155H121ZM157 154V155H156ZM17 155H18V157H17ZM39 156L38 158H37V156ZM41 155V156H40ZM77 155V156H76ZM82 157H81V156ZM93 155V157H91ZM122 156V157H124V158H122V157H119V156ZM128 155H130V154H128ZM141 155V156H140ZM22 156V157H21ZM37 158H35V157ZM44 156V157H43ZM49 156V157H48ZM55 156V157H54ZM75 156H76V159H75ZM84 156H86V157H84ZM139 156V157H138ZM151 156V157H150ZM171 156V155H170ZM7 157H5V158H7ZM13 157H15L16 158V160H15V158L13 159ZM20 157V158H19ZM41 157V158H40ZM45 157H47V158H45ZM54 157V158H53ZM61 157V158H60ZM80 157V158H79ZM88 157H90V158H88ZM103 157H104V159H103ZM29 158V159H28ZM35 158V160H33ZM41 160H40V159ZM44 160H43V159ZM53 158V159H52ZM94 158V159H93ZM100 158L101 159H103V160H100ZM31 159V160H30ZM49 159V160H48ZM85 159V160H84ZM96 160L97 159V163L95 162L94 163V161H92V164L90 163L91 162V160ZM98 159L100 160L99 162H98ZM1 160V159H0ZM14 160V161H13ZM19 160V161H18ZM37 160H39V162L37 161ZM45 160H47L48 161V163H47V161H45ZM78 160H80V161H82V162H80V161H78ZM88 160H89V162H88ZM123 160V161H122ZM135 160V161H134ZM145 160V161H144ZM150 160V161H149ZM153 160V161H152ZM155 160H157V162H155ZM11 161H13V162H11ZM22 161V162H21ZM30 161V162H29ZM37 161V162H36ZM101 161H103L104 163H105V167H102V165H104V163H100ZM124 162V161H126L125 163L127 164V165H124L125 163H122V162ZM143 161L144 162H148L149 164L150 163H154V164H150V166H149V164L148 165H145L144 163H143ZM7 162H10V163H8L7 164ZM33 162H35V163H33ZM41 162V163H40ZM44 162V163H43ZM46 162V163H45ZM73 162V163H72ZM86 162V163H85ZM88 162V163H87ZM116 162V163H115ZM117 162H121V163H117ZM132 162V163H131ZM146 162V163H147ZM6 163V164H5ZM16 163V164H15ZM37 163H39V164H37ZM77 163V164H76ZM80 163V164H79ZM82 163H85V164H83V166L84 165H86V166H84V167H89L88 165H92L93 166V168L92 169H90V171H84V172H82L83 174H81V172L80 173H78V175L76 174V172H78V169H77V167H80L81 166V169H82ZM90 163V164H89ZM93 163H94V165H93ZM112 163H113V165H112ZM115 163V164H114ZM128 163H130L129 164V166H128ZM136 163V164H135ZM10 164V165H9ZM14 166H12V165ZM42 164H44V165H42ZM46 164H48V166L46 165ZM54 164V163H53ZM66 167V168H64L63 167V165ZM78 164H79V166H78ZM98 166H97V165ZM2 165H4V167L2 166ZM34 167H33V166ZM36 165V166H35ZM40 165V167H38ZM42 165V166H41ZM71 165H74V166H72L71 167ZM90 165V166H91ZM124 165V166H123ZM139 165H141V166H139ZM1 166H2V168H1ZM6 166H7V168H6ZM17 166V167H18ZM62 166V167H61ZM76 166V167H75ZM91 166V167H92ZM101 168H100V167ZM112 166H114L113 168H111ZM116 166V167H115ZM118 166V167H117ZM122 166V167H121ZM142 166H143V168H142ZM144 166H146V167H144ZM13 169H12V168ZM31 167V168H30ZM60 167V168H59ZM83 167V168H84ZM110 167V168H109ZM140 167V168H139ZM73 168V169H72ZM90 168V167H89ZM97 168V169H96ZM104 168V169H103ZM106 168V169H105ZM147 168V169H146ZM12 169V170H11ZM23 169V170H22ZM25 169V170H24ZM30 169V170H29ZM61 169V170H60ZM64 169V170H63ZM69 170V171H67V170ZM72 169V170H71ZM75 169V170H74ZM81 169H79V170H81ZM135 169V170H134ZM138 169V170H137ZM140 169V170H139ZM5 170H7V171H5ZM58 170V171H57ZM65 170L67 171V173L65 172ZM70 170H71V172H70ZM109 170V171H108ZM128 170V171H127ZM143 170V171H142ZM151 170H149V171H151ZM3 171H5L3 174L1 173V172H3ZM27 171V172H26ZM31 171V172H30ZM73 171H75V173L73 172ZM134 171V172H133ZM139 171V172H138ZM22 172V173H21ZM25 174H24V173ZM54 172V173H53ZM59 172H60V174H59ZM68 172H69V174H68ZM88 172H90V174L88 173ZM111 172V173H110ZM122 172V173H121ZM135 172H136V174L137 173H140V174H135ZM142 172V173H141ZM144 172V173H143ZM64 173H66V175L67 176H64L65 174ZM72 173H73V175L74 176H71L72 175ZM87 173V174H86ZM102 173V174H101ZM126 173V174H125ZM149 173V172H148ZM47 174V175H46ZM50 174V175H49ZM80 174H81V177H80ZM100 174V175H99ZM107 174V175H106ZM109 174V175H108ZM129 174H131V175H129ZM60 175H61V177H60ZM83 175V176H82ZM116 175V176H115ZM126 176V177H124V176ZM130 176V178H129V176ZM140 175V176H139ZM46 176H48V177H46ZM64 176V177H63ZM92 176V177H91ZM105 177V178H103V177ZM128 176V177H127ZM3 177H4V175H3ZM44 177V178H43ZM59 177V178H58ZM73 178L72 180H71V178ZM169 177V176H168ZM27 178V177H26ZM25 178V179H26ZM89 178V179H88ZM99 178H101V179H99ZM111 178H113V179H111ZM123 178V179H122ZM140 178L138 179V182H140V184H142L140 187H142L143 188V186L145 187V182H146V180L145 181H142L143 180V178L141 179V181H139L140 180ZM28 179V178H27ZM41 179V180H40ZM57 179V180H56ZM60 179V180H59ZM67 180L69 183H67L66 185L64 184H62V183H64V181L65 180ZM81 179V180H80ZM115 179V180H114ZM130 179V180H129ZM132 179V180H131ZM145 179V178H144ZM164 179H167L166 178V176H164ZM35 180V181H34ZM57 181V182H55L54 183V181ZM61 182L62 180H63V182H61L60 183V186H59V181ZM92 180V181H91ZM97 180V181H96ZM123 180V181H122ZM137 180V179H136ZM33 181H34V183H33ZM38 181V182H37ZM44 181V182H43ZM49 181V182H48ZM52 181H53V185H52ZM71 181H73V182H71ZM80 181V182H79ZM96 181V182H95ZM119 181V182H118ZM120 181H122V182H120ZM131 181V182H130ZM30 182V181H29ZM51 182V183H50ZM71 182V183H70ZM136 183L135 182V184L134 185H136V184H138V187H139V183ZM142 182H144V185H143V183ZM168 182H170V181H167V180H163V181H160V182H153V184H155L156 186H158L160 183L162 184H160V187L162 186H164L163 187V189H162V191L164 192V194L165 195H169V193H168V190H169V188L167 189V184L166 183H168ZM56 183H57V185H56ZM159 183V184H158ZM35 184H36V186H35ZM100 184V185H99ZM110 184V185H109ZM169 184H171V183H168V185ZM47 185V186H46ZM50 185V186H49ZM55 185H56V188H55ZM89 185V186H88ZM97 185V186H96ZM113 185V186H112ZM152 185V184H151ZM46 186V187H45ZM52 186V187H51ZM92 186V187H91ZM99 186V187H98ZM117 186V187H116ZM171 186V185H170ZM32 187V188H31ZM34 187V188H33ZM38 187V188H37ZM81 187V188H80ZM161 187V188H162ZM24 188V187H23ZM44 188H53L54 190V192L52 191V189L51 190H48V191H45L44 192V190H47V189H44ZM59 190H58V189ZM62 188V189H61ZM87 188V189H86ZM99 188V189H98ZM103 188V189H102ZM106 188H108V189H106ZM118 188V189H117ZM121 188H123V189H121ZM40 189V190H39ZM43 189V190H42ZM114 189V190H113ZM58 190V191H57ZM86 190V191H85ZM91 190V191H90ZM108 190V191H107ZM167 190V191H166ZM262 190H264V189H262ZM262 190L259 192V195H256L255 196V200H257L256 198L258 197V199H260V201H262L263 199H264V195H262L263 194V192H262ZM30 191V192H29ZM37 193H36V192ZM44 192V195H43V193L41 194V192ZM52 191V192H51ZM57 191V192H56ZM80 191V192H79ZM83 191V192H82ZM112 191H114V192H112ZM161 191V193H162V195H163V192ZM38 192L41 194V196H43V197H41V196H39L40 194H38ZM92 194H91V193ZM101 192V194H99ZM122 192L124 193V192H126V193H124L125 195H126V197L128 196V198H129V200L131 201H128V198H126L125 196V198L122 196L123 194H122ZM47 193V194H46ZM50 195H49V194ZM95 193V194H94ZM109 193H111V194H109ZM119 193V194H118ZM135 193H136V195H135ZM36 194H38V195H36ZM66 194V195H65ZM70 194V195H69ZM16 195H18V197L16 196ZM56 195V196H55ZM69 195V196H68ZM82 195V196H81ZM85 195V196H84ZM97 195V196H96ZM107 195V196H106ZM120 195V196H119ZM161 194H160V196H162ZM164 195V196H165ZM260 195H262V196H260ZM25 196V197H24ZM49 196V197H48ZM63 196V197H62ZM66 196V197H65ZM72 196V197H71ZM118 196H119V198H118ZM122 196V197H121ZM159 196V197H160ZM16 197V198H15ZM34 197V198H35ZM93 197V198H92ZM115 197V198H114ZM188 196L187 195H184L183 196V198L185 199V200H187L188 198H187ZM45 198V199H44ZM63 198V199H62ZM69 198V199H68ZM76 198V199H75ZM88 198V199H87ZM93 199V201H92V199ZM95 198V199H94ZM105 198H106V200H105ZM116 198H118L117 200H116ZM9 199H11L10 200V202L11 203H9ZM18 199H21L20 201H18ZM40 199V200H39ZM49 199V200H48ZM53 199V200H52ZM104 199V200H103ZM108 199V200H107ZM115 199V200H114ZM141 199V198H140ZM262 199V200H261ZM59 200V201H58ZM102 200V201H101ZM121 200V201H120ZM100 201V202H99ZM107 201V202H106ZM118 201V202H117ZM124 201V202H123ZM127 201V202H126ZM133 201V202H132ZM137 201H138V203H140V204H138L137 203ZM139 201H141V202H139ZM16 202V203H15ZM38 202V203H37ZM41 202V203H40ZM47 202V203H46ZM66 202V203H65ZM68 202V203H67ZM76 202V203H75ZM96 204H95V203ZM98 202V203H97ZM111 202H112V204H111ZM121 202V203H120ZM12 203H14V205L12 204ZM45 203V204H44ZM75 203V204H74ZM100 203V204H99ZM115 203V204H114ZM127 203H129V204H131L132 203V206L133 207H136V205H137V207H136V210L135 211H133V212H135V213H133V215H132V212H131V208L132 209H134L132 206H129V204H127ZM136 203V204H135ZM141 203L143 204V205H141ZM9 204V205H8ZM34 204H36V205H34ZM60 204V205H59ZM63 204V205H62ZM79 204V205H78ZM95 204V205H94ZM135 204V205H134ZM8 205V206H7ZM82 205V206H81ZM125 205V206H124ZM139 205H141V206H139ZM38 208H37V207ZM88 206H90V207H88ZM117 208V206H118V208L120 207V209L118 210V209H116L115 207ZM124 206V207H126V208H122V207ZM142 206H144V207H142ZM32 207V208H31ZM36 207V209H34ZM42 207V208H41ZM53 207V208H52ZM66 207H67V209H66ZM142 207V208H141ZM10 208V209H11ZM21 208H22V210H21ZM69 208V209H68ZM76 208V209H75ZM80 208V209H79ZM93 208V209H92ZM111 208H114L115 210H117V211H115V214L114 213H112L113 212V209L111 210ZM130 208V209H129ZM137 208H138V210H137ZM32 209H34V210H32ZM82 209V210H81ZM95 209V210H94ZM98 209V210H97ZM106 209L108 210V211H112L111 213L113 214H111V217H110V212L107 214V213H103V211L105 210L106 211ZM110 209V210H109ZM151 209V208H150ZM149 209V210H150ZM27 210V211H26ZM48 210V211H47ZM65 210V211H64ZM69 210V211H68ZM79 210H81V212H79ZM93 210V211H92ZM127 210V211H126ZM128 210H130V212H128ZM21 211V212H20ZM23 211V212H22ZM25 211V212H24ZM45 211V212H44ZM58 211V212H57ZM86 211V212H85ZM91 211V212H90ZM104 211V212H105ZM108 211H106V212H108ZM154 211V208H153V210L151 209L150 211H146L147 212V214L149 213V214H152V212ZM32 212V213H31ZM42 212V213H41ZM44 212V213H43ZM69 212H71V214L69 213ZM73 212V213H72ZM78 212V214L77 215H79V216H77L76 215V213ZM95 212V213H94ZM97 212V213H96ZM137 212H139L138 214H137ZM24 213V215H22ZM31 213V214H30ZM48 213V214H47ZM62 213V214H61ZM65 213H67V214H65ZM90 213V214H89ZM118 213H119V215H118ZM130 213V214H129ZM29 214V215H28ZM55 214V215H54ZM74 214V215H73ZM84 214V215H83ZM100 214H101V216H100ZM104 214V216H102ZM105 214H107L108 215V217L105 215ZM144 214V213H143ZM36 215V216H35ZM46 215H48V216H46ZM54 215V216H53ZM67 215V216H66ZM86 215H87V217L88 218H86L87 220H89V219H92L93 218V220H92V222L91 223H93V222H95V223H93V225L92 224H89V221L88 222H85L86 224H85V227H86V225H87V227L85 228V227H83V229H81V227L79 226H77L78 224H79V222L81 223V220H84L85 219V217H86ZM127 215H129L128 217H127ZM132 215V216H131ZM134 215H139L138 216V218L137 217H135ZM13 216V217H12ZM15 216V217H14ZM23 216V217H22ZM28 216V217H27ZM56 216V217H55ZM61 216V217H60ZM75 216H77V217H80L81 218V220L78 222L77 220H79V219H76V218H74ZM81 216H83V218L81 217ZM85 216V217H84ZM91 216V217H90ZM99 216L101 217V224H100V221H99ZM106 216V218L105 219H103L104 217ZM115 216H116V218H115ZM51 217V218H50ZM64 217V218H63ZM68 217V218H67ZM70 217V218H69ZM71 217H73L72 219H74V220H72V221H74V222H78V223H75V224H72V225H69V228L71 227V229H72V231H68L67 232V230H65L64 229V231L62 230V232H61V230L60 229H62L61 228V226H60V222L62 223H65L66 221L65 220H67V219H71ZM99 219H98V218ZM103 217V218H102ZM114 217V218H113ZM126 220H124L123 218ZM132 218V220L130 219V218ZM4 218V219H3ZM14 218V219H13ZM36 218V219H35ZM108 218V219H107ZM111 218H112V220H111ZM121 218V219H120ZM134 218H136V220L134 219ZM21 219H23V220H21ZM52 219V220H51ZM65 219V220H64ZM76 219V220H75ZM85 219V220H86ZM98 220V222L96 221V220ZM104 221H103V220ZM109 219H110V225H109V223H108V221H109ZM114 219H116V220H114ZM133 219L135 220V221H133ZM20 220V221H19ZM64 220V221H63ZM86 220V221H87ZM123 222H122V221ZM133 221L132 223H130L129 221ZM17 221V222H16ZM34 221V222H33ZM69 221V220H68ZM103 221V222H102ZM30 222V223H29ZM50 224H49V223ZM105 222V223H104ZM137 222L138 221H136V224H137ZM45 223H46V225H47V223H48V225L46 226L45 225ZM56 223V224H55ZM63 223L61 224V225H63ZM99 225H98V224ZM107 223V224H106ZM118 223V224H117ZM126 223H127V225H126ZM130 223V224H129ZM14 224H15V226H14ZM25 224V225H24ZM89 224V225H88ZM94 224H95V226H94ZM121 224L123 225V226H121ZM4 225H5V228H4ZM10 225V226H9ZM20 225V226H19ZM21 225H23V226H21ZM26 225L28 226L27 228H26ZM40 225V226H39ZM38 226L39 227H42L41 226V224H39ZM53 227H52V226ZM59 226V227H58ZM94 226V227H93ZM112 226V227H111ZM125 226V227H124ZM129 226H128V228H129ZM133 226H135V223L133 224ZM133 226H130L131 228L133 227ZM74 227H77V229L76 228H74ZM91 227V228H90ZM93 227V228H92ZM123 227V228H122ZM22 228V229H21ZM26 228V229H25ZM31 228V227H30ZM29 228V229H30ZM55 228V229H54ZM119 228V229H118ZM121 228L123 229L122 231H121ZM7 229V230H6ZM19 229V230H18ZM28 229V230H29ZM32 229V228H31ZM30 229V230H31ZM54 229V230H53ZM104 229V230H103ZM112 229V230H111ZM44 230V229H43ZM41 231V233H45L44 231ZM87 230V231H86ZM94 230V231H93ZM109 230H111L110 232H108ZM3 231V232H2ZM31 231H34L33 229L31 230ZM39 231V230H38ZM60 231V232H59ZM93 231V232H92ZM101 231V232H100ZM117 231H118V233H117ZM122 233V237L123 238H125V240H123V242H122V237L120 236V232ZM127 231V232H126ZM13 232V233H12ZM64 232V233H63ZM73 232V233H72ZM77 232V233H76ZM85 232H86V234H85ZM98 232V233H97ZM104 232V233H103ZM108 232V233H107ZM1 233H3V234H1ZM40 232H38V234H39ZM48 233V232H47ZM57 233H59V234H57ZM69 233V234H68ZM82 233L84 234V235H82ZM88 233H89V235H88ZM92 233V234H91ZM105 233H107V234H105ZM123 233H124V235H123ZM16 234V235H15ZM68 234V235H67ZM79 234H80V237L78 238V236H79ZM117 234V235H116ZM127 234V235H126ZM2 235V236H1ZM14 235V236H13ZM23 235V234H22ZM29 235H31V237H29ZM40 235V234H39ZM59 235H61V236H59ZM102 235V236H101ZM57 236V237H56ZM104 236V237H103ZM109 236V237H108ZM115 237V238H113L114 240H112L111 239V237ZM118 236V237H117ZM127 236V237H126ZM8 237H6V239H8V240H13L12 238L11 239H9ZM64 237V238H63ZM66 237H67V239H66ZM70 237V238H69ZM88 237H90V238H88ZM30 238V239H29ZM57 238H61L62 240L60 241V239H59V241H58V239ZM86 238V239H85ZM92 238V239H91ZM107 238H108V240H107ZM118 238V239H117ZM121 238V239H120ZM55 239H56V244H55ZM72 239V240H71ZM77 239V240H76ZM82 239V240H81ZM111 239V240H110ZM119 239H120V241L121 242H119ZM3 240V239H2ZM85 240V241H84ZM91 241V242H89V241ZM101 242H100V241ZM110 241L109 242V245H108V243H107V241ZM116 240H117V242H116ZM65 241V242H64ZM69 241H71V242H69ZM105 241V242H104ZM32 242V243H31ZM75 242H76V244H75ZM114 242L116 243V244H118V242L119 243H122V245H120L119 244V246L118 245H113L114 244ZM23 243H25V244H27V246H28V243H31V244H29V249H28V247L26 246V245H24ZM50 243V244H49ZM53 243V244H52ZM97 243V244H96ZM104 243V244H103ZM18 244V245H17ZM23 244V245H22ZM36 244V245H35ZM52 244V245H51ZM70 244V245H69ZM82 245V246H80V245ZM90 246H89V245ZM111 244H112V246H111ZM21 247H20V246ZM54 245V246H53ZM85 245V247L83 248V246ZM88 245V246H87ZM98 245V246H97ZM100 245V246H99ZM105 245V246H104ZM22 246H23V248H22ZM31 246V247H30ZM36 248L35 250H34V247ZM45 246H47V247H45ZM54 247V248H52V247ZM60 246V247H59ZM77 248H76V247ZM118 246V247H117ZM121 246L123 247V248H121ZM9 247V248H8ZM14 247H15V249H14ZM27 247V248H26ZM73 247V248H72ZM87 247V248H86ZM90 247L92 248V247H94V249H90ZM104 247V248H103ZM113 247H115V248H113ZM118 248V250H117V248ZM20 248H22L21 249V251H20ZM26 248V249H25ZM31 248V249H30ZM44 248V249H43ZM46 248V249H45ZM52 248V249H51ZM81 248L83 249V254L85 253V252H87L88 253V258L86 257V259L87 260H89V261H87L85 258V261L86 262H83V258H82V256L81 255H83L82 254V250H81ZM88 248H89V250H91V251H88ZM99 249L98 250V252L96 251V249ZM101 248V249H100ZM120 248V249H119ZM7 249H9V250H7ZM10 249H11V251L13 252H15V253H12L11 251H10ZM12 249H14V250H12ZM24 249V250H23ZM87 249V250H86ZM102 249H104V250H102ZM114 249H116V251H114ZM19 250V252H16V251H18ZM40 250V251H39ZM49 250V251H48ZM63 250H65V252L63 251ZM69 250V251H68ZM76 252H75V251ZM81 250V251H80ZM84 250H85V252H84ZM7 251H10L9 252V254L11 255V256H9V254H8V252ZM57 251V252H56ZM67 251V252H66ZM71 251V252H70ZM81 252V255H79L80 254V252ZM94 253H93V252ZM96 251V252H95ZM107 251V252H106ZM22 252H23V254H22ZM36 252V253H35ZM47 252V253H46ZM59 252V253H58ZM90 252H92L93 253V255L90 253ZM102 252V253H101ZM109 252V253H108ZM115 252V253H114ZM118 252V253H119ZM33 253H35V254H33ZM38 253V254H37ZM40 253V254H39ZM43 253V254H42ZM60 253H61V256H59L60 255ZM65 253V254H64ZM68 253H71V255H72V253L75 255V256H73V260L75 261V262H73L72 261V259L70 258V254L68 255ZM78 253V254H77ZM97 253V254H96ZM6 254H7V258H6ZM15 254H16V257H15ZM18 254H20V255H22V256H24V257H19L20 255H18ZM104 256H103V255ZM108 254V255H107ZM2 255V256H1ZM5 255V256H4ZM26 255V256H25ZM35 255V256H34ZM91 255V256H90ZM44 256V257H43ZM57 256V257H56ZM63 256V257H62ZM64 256H67L68 258H66V257H64ZM78 258H77V257ZM96 257V261L94 262V260H91V259H89L90 257ZM109 256V257H108ZM114 256L115 258H112V257ZM116 256H117V258H116ZM30 257V258H29ZM49 257V258H48ZM103 257V258H102ZM4 258H6V260H3ZM12 258V257H11ZM10 258V259H11ZM24 258V259H23ZM54 258V259H53ZM58 258V259H57ZM69 258H70V260H69ZM78 260H77V259ZM108 258V259H107ZM111 258V259H110ZM14 259V261L12 262V260H10L9 262H8V264H20V262L18 263V262H15V261H19V260H15ZM30 259V260H29ZM44 260V261H42V260ZM47 259V260H46ZM56 259H57V261H56ZM66 259H68V260H66ZM63 260H64V262H63ZM91 260V261H90ZM103 260H105L104 262H103ZM34 261V262H33ZM37 263H36V262ZM40 261V262H39ZM62 261V262H61ZM100 263H99V262ZM101 261L103 262V263H101ZM10 262H12V263H10ZM57 262V263H56ZM76 262H78V263H76ZM113 262H114V260H113ZM96 263V264H97ZM45 264V263H44ZM69 264V263H68ZM109 264V263H108Z\"/></svg>","mask_w":264,"mask_h":264},{"label":"bare ground","instance_id":"6f19581e","mask_svg":"<svg viewBox=\"0 0 264 264\" xmlns=\"http://www.w3.org/2000/svg\"><path fill=\"white\" fill-rule=\"evenodd\" d=\"M10 2H11V0H9ZM60 1V0H59ZM66 1V0H65ZM64 1V2H65ZM70 0H68V2H69ZM73 1V0H72ZM78 1V0H77ZM76 1V2H77ZM82 1V0H81ZM102 1V0H101ZM112 0H110V2H111ZM119 1V0H118ZM158 1V0H157ZM180 1V0H179ZM185 1V0H184ZM187 1V0H186ZM185 1V2H186ZM261 1V0H260ZM18 2V1H17ZM36 2V1H35ZM49 2V1H48ZM79 2V1H78ZM86 2V1H85ZM97 2H98V0H97ZM100 2V1H99ZM115 2H116V0H115ZM115 2H114V4H115ZM131 2V1H130ZM139 2V1H138ZM153 2V1H152ZM155 2V1H154ZM158 2H160L161 3V1H158ZM165 2V1H164ZM171 2H173V1H171ZM190 2V1H189ZM207 1H205V3H206ZM8 3V2H7ZM75 3V2H74ZM93 3V2H92ZM113 3V2H112ZM123 2H121V5L122 6H126V5H128V3H126L125 5H123L122 4ZM141 3H142V1H141ZM140 3V4H141ZM147 3H149V2H147ZM166 3V2H165ZM193 3V2H192ZM204 3V4H205ZM245 3V2H244ZM2 4V3H1ZM9 4V3H8ZM16 4V3H15ZM44 4V3H43ZM46 4H48V3H46ZM63 4V3H62ZM65 4V3H64ZM63 4V5H64ZM87 4V3H86ZM104 3H102V5H103ZM105 4H108L107 2L105 3ZM120 4V3H119ZM131 4V3H130ZM138 4V3H137ZM150 5L152 4V3H149ZM171 4H173V3H171ZM178 4V3H177ZM252 4V3H251ZM21 5V4H20ZM29 5V4H28ZM37 5V4H36ZM39 5V4H38ZM48 5H50V4H48ZM93 5V4H92ZM97 5L99 6V3H97ZM121 5H118V3H117V5L116 6H121ZM139 5V4H138ZM145 5H146V3H145ZM174 5H176V4H174ZM185 5H188V4H185ZM250 5V4H249ZM261 5V4H260ZM2 6V5H1ZM16 6V5H15ZM17 6H19V5H17ZM58 6V5H57ZM61 6V5H60ZM75 6V5H74ZM79 6H81V5H79ZM83 6V5H82ZM95 6V5H94ZM104 6V5H103ZM103 6H101V7H103ZM112 6H114V5H112ZM152 6V5H151ZM154 6V5H153ZM152 6V7H153ZM189 6H191L190 4H189ZM259 6V5H258ZM9 7H11V6H9ZM26 7V6H25ZM51 7V6H50ZM83 7H85L86 8V6H83ZM89 7V6H88ZM87 7V8H88ZM107 7H108V5H107ZM107 7H106V9H107ZM119 7H118V9H119ZM147 7V6H146ZM154 7H157V6H154ZM159 7V6H158ZM161 7V6H160ZM182 7V6H181ZM239 7V6H238ZM1 8V7H0ZM14 8V7H13ZM23 8V7H22ZM29 8H30V6H29ZM48 8V7H47ZM52 9H53V7H51ZM63 8V7H62ZM71 8H72V6H71ZM90 8H91V6H90ZM114 8V7H113ZM140 8V7H139ZM246 8V7H245ZM249 8V7H248ZM5 9V8H4ZM3 9V10H4ZM25 9V8H24ZM24 9H20V6H19V8H18V12H21L22 13V11H24ZM33 9V8H32ZM57 9V8H56ZM93 9H94V7H93ZM100 9H102V8H100ZM106 9H104V10H106ZM125 9H128V7L126 6L125 7ZM133 9V8H132ZM135 9H137V8H135ZM150 9V8H149ZM152 10H153V8H151ZM175 9V8H174ZM247 9V8H246ZM2 10V11H3ZM7 10V9H6ZM12 10H14V9H12ZM20 10V11H19ZM26 10H27V8H26ZM29 10H31V9H29ZM40 10V9H39ZM60 10H62L61 8H60ZM60 10H58V11H60ZM109 10V9H108ZM123 10H124V8H123ZM144 10H145V8H144ZM155 10V9H154ZM159 10V9H158ZM178 10V9H177ZM233 10V9H232ZM244 10V9H243ZM259 10H262V9H259ZM15 11V10H14ZM28 11V10H27ZM41 11V10H40ZM52 11V10H51ZM66 11V10H65ZM121 11V10H120ZM125 12L124 13H127V17L129 16L128 15V12H130V10L129 11H127V10H124ZM132 11V10H131ZM137 11V10H136ZM180 11V10H179ZM13 12V11H12ZM16 12V11H15ZM25 12V11H24ZM29 12V11H28ZM53 12H55V11H53ZM80 12H83V11H80ZM113 12H114V10H113ZM118 12V10L116 11V13ZM144 12V11H143ZM142 12V13H143ZM185 12V11H184ZM236 12V11H235ZM234 12V13H235ZM238 12V11H237ZM243 12V11H242ZM0 13H2L1 11H0ZM6 13H7V11H6ZM40 13H42V12H40ZM52 13V12H51ZM58 13V12H57ZM62 13V12H61ZM106 13H107V10H106ZM111 13H112V11H111ZM110 13V14H111ZM119 13V12H118ZM131 13V12H130ZM129 13V14H130ZM140 13V12H139ZM144 13H146V11L144 12ZM195 13V12H194ZM207 13V12H206ZM249 13V12H248ZM8 14H12V13H8ZM17 14V13H16ZM27 14V13H26ZM29 14V13H28ZM48 14V13H47ZM54 14V13H53ZM81 14V13H80ZM79 14V15H80ZM109 14V13H108ZM120 14V13H119ZM196 14V13H195ZM201 14V13H200ZM240 14V13H239ZM15 15V14H14ZM22 15V14H21ZM23 15H25V14H23ZM30 15H33V14H30ZM126 15V14H125ZM133 15V14H132ZM135 15V14H134ZM148 15V14H147ZM154 15V14H153ZM157 15V14H156ZM164 15V14H163ZM177 15H179V14H177ZM188 15V14H187ZM236 15H237V13H236ZM248 15V14H247ZM0 34L2 35V36H4V37H7V38H9V41L11 40L12 42H13V44H15L14 46L15 47H17V45H19L20 43H18V42H23L25 45H24V48H21V49H19V50H17V48H12V49H14L15 50V52H17L16 54H15V52L13 51L12 53L13 54H11V53H7L6 52V55H7V58H6V56H4L3 57V61L5 60V58H6V60L9 62V60H12L14 63H15V61H16V63H17V61H19L20 62V60L21 59H28V57H31L32 56V58H33V56L34 57H36V60H37V56H47V55H49L48 57H46V59H49V60H47V61H49V62H44V64H46V66H48L49 67V65L51 66V63H52V66L50 67V68H52L51 69V71L50 72H52L55 68H53V64H55V66H59V65H57V64H60V65H62L63 67L66 65V68L67 67H69V68H67V69H64V70H62V66H59V67H61L60 69H59V67H58V69L61 71H64L63 73H65V72H70L72 69H70L71 67L73 68L74 66L76 67V65L77 64H79V62H80V60H78V59H81L82 58V61H84V62H80V64L79 65H82V64H85V66H88L86 63H85V61L88 63L89 62V60L92 58V60H93V58L95 59V58H98V59H100V58H107V60L108 59H110L109 61H111V60H114V62L116 61V63H117V61H119L120 63H123V64H132V65H136V64H142V63H144V62H146V63H149L148 61H151L152 62V60L154 59L155 61H157L158 60V62L156 63V66H155V68H156V71H157V69L158 70H161L162 72H163V70L164 69H162V68H165V67H163V66H161L162 68L160 69L159 67L157 68V64L159 65V61H161V59L162 60H166L165 62H167L168 63V60H173L174 62H176L177 64H176V66L178 67V65H179V67L175 70V68H176V66H175V68H171V69H174L175 71H182V72H185V71H190V69H192V68H195L194 67V65H197V64H199V63H197L196 62V60H198L196 57L198 56V55H200L199 56V58H201V57H204V55H206L207 53H209V51H211V53H212V48H214V49H218V48H220V47H218V45H220V43H222L223 41V39H225L226 37L225 36H228L229 35V37H230V35H232V34H234L233 32H237L238 33V31L239 30H241V31H243L242 30V28L244 29L245 27H246V29L248 28V26H251L252 27V24H253V26H256V25H258L257 23H258V21L260 20H262V19H264V11H262L261 13L259 12H257L256 14L254 13V14H252V12H251V14H250V16H246L247 18H245V16H243L244 18H245V20H243V17H242V19H241V16H242V14L241 15H239L240 17H238V15L237 16H235L236 18H234L235 20H238V21H236L235 22V26H234V23H233V21H232V24H233V27H227L228 28V30H230V33H229V31L227 30V32L228 33H226V35H225V32L224 33H220V35H221V38L219 37L218 38V36L217 35H219L218 33H217V35H216V33L215 34H213L214 36L216 35V37L215 38H213L212 39V37H211V39H210V37H205L204 39H203V37H202V40H199L198 42L196 41H193V40H185V42H183V43H175L174 41L175 40H171L170 39V41H173V42H169L167 39V41H168V44H164V43H162V44H164V45H160L159 46V44L157 43V45L156 46H148V45H145V44H142V45H139V43H135L134 42V44H133V42L132 43H129L130 41H128V40H132V38L130 39V36L128 37V35L126 36H124V35H122V37H121V39H116L117 41H119L120 42V44H118L117 46V48H115V49H110L111 47H110V45L111 44H108V45H106L105 46V48H103V46H101L102 44H100V43H96L95 44V42H94V44L92 43V44H90L91 42H93V41H91V39H90V43H89V41L87 42V40L86 39H88V38H85V41H83L84 40V38H81V39H83L82 40V43H81V41H79V40H76V42L74 43L73 41H75L74 39L72 40V42L70 43V41L71 40H69V41H67V34L66 35H64V37H62L63 36V34L61 33V31H60V33L62 34H58V32L57 33H55V31H48V27H46L47 29H45V28H41L40 30H39V28H38V30L37 29H35V30H33L32 28H28L30 31H28V29H27V27L25 26V24L24 25H22L21 23H17V22H14L13 20H12V18L10 19V16H9V19H8V16L6 15V17H5V15H4V11H3V13L2 14H0ZM2 16H4L5 18H3ZM53 16V15H52ZM81 16V15H80ZM116 16V15H115ZM114 16V17H115ZM117 16H118V14H117ZM141 16H143V15H141ZM169 16V15H168ZM231 16V15H230ZM14 17V16H13ZM17 17V16H16ZM48 17V16H47ZM74 17V16H73ZM109 17H110V15H109ZM133 17V16H132ZM131 17V18H132ZM134 17H136V16H134ZM184 17V16H183ZM15 18V17H14ZM33 18V17H32ZM51 17H49V19H50ZM53 18V17H52ZM51 18V19H52ZM55 18V17H54ZM74 18H76V17H74ZM73 18V19H74ZM81 18V17H80ZM106 18V17H105ZM118 18V17H117ZM122 18V17H121ZM130 18V17H129ZM165 18V17H164ZM188 18V17H187ZM238 18V19H237ZM72 19V18H71ZM89 19V18H88ZM95 19V18H94ZM109 19V18H108ZM113 19V18H112ZM111 19V20H112ZM115 19V18H114ZM123 19V18H122ZM128 19V18H127ZM161 19V18H160ZM190 19V18H189ZM229 19H230V17H229ZM48 20V19H47ZM82 20V19H81ZM171 20H173V19H171ZM170 20V21H171ZM180 20V19H179ZM182 20V19H181ZM234 20V21H235ZM11 21V22H10ZM44 21V20H43ZM53 21V20H52ZM71 21V20H70ZM107 21V20H106ZM106 21H104V22H106ZM109 21V20H108ZM114 21V20H113ZM116 21V20H115ZM119 21V20H118ZM185 21V20H184ZM48 22V21H47ZM95 22H96V19H95ZM127 22V21H126ZM24 23V22H23ZM31 23V22H30ZM73 23V22H72ZM125 23V22H124ZM157 23V22H156ZM159 23V22H158ZM165 23V22H164ZM189 23V22H188ZM41 24V23H40ZM60 24V23H59ZM71 24V23H70ZM96 24V23H95ZM101 24V23H100ZM113 24V23H112ZM111 24V25H112ZM116 24H118V23H116ZM162 24V23H161ZM174 24V23H173ZM255 24V25H254ZM38 24H36V26H37ZM42 25V24H41ZM111 25H110V27H111ZM119 25H121L120 23H119ZM165 25V24H164ZM175 25V24H174ZM25 26V27H24ZM38 26H40V25H38ZM53 26V25H52ZM51 26V27H52ZM90 26V25H89ZM98 26H99V23H98ZM122 26H123V24H122ZM169 26V25H168ZM230 26H232L231 24H230ZM29 27H30V25H29ZM75 27V26H74ZM92 27H93V25H92ZM100 27V26H99ZM251 27H249L250 29H251ZM25 28H26V30H25ZM35 28H37V27H35ZM54 28V27H53ZM57 28V27H56ZM73 28V27H72ZM86 28H87V25H86ZM112 28H113V26H112ZM124 28V27H123ZM156 28H157V25H156ZM227 28H225V29H227ZM32 29V30H31ZM45 29V30H44ZM152 29H153V27H152ZM53 30V29H52ZM55 30V29H54ZM65 30V29H64ZM71 30V29H70ZM85 30V29H84ZM121 30V29H120ZM127 30V29H126ZM75 31L76 30H74V33H75ZM83 31V30H82ZM90 31H91V29H90ZM116 31V30H115ZM117 31H119V30H117ZM123 31H125V29H123ZM122 31V32H123ZM128 31V30H127ZM154 31V30H153ZM169 31V30H168ZM175 31V30H174ZM203 31V30H202ZM201 31V32H202ZM220 31H221V29H220ZM224 31V30H223ZM241 31H239V33L241 32ZM2 32V33H1ZM80 32V31H79ZM100 32V31H99ZM111 32V31H110ZM133 32V31H132ZM134 32H135V30H134ZM137 32V31H136ZM139 32H141V31H139ZM152 32V31H151ZM170 32V31H169ZM168 32V33H169ZM188 32V31H187ZM191 32H192V30H191ZM222 32V31H221ZM4 33V34H3ZM73 33V32H72ZM81 33V32H80ZM90 33V32H89ZM96 33V32H95ZM119 33V32H118ZM117 33V34H118ZM145 33H146V31H145ZM155 33V32H154ZM184 33V32H183ZM189 33V32H188ZM156 34H157V32H156ZM156 34H155V36H156ZM161 34H163V33H161ZM203 34V33H202ZM223 34V35H222ZM6 35V36H5ZM85 36L87 35V34H84ZM97 35V34H96ZM101 35H103V34H101ZM137 35V34H136ZM153 35V34H152ZM158 35V34H157ZM176 35V34H175ZM191 35H193V34H191ZM200 35V34H199ZM205 35V34H204ZM207 35V34H206ZM210 35V34H209ZM212 35V36H213ZM219 35V36H220ZM65 36H66V39H65ZM72 36H73V34H72ZM75 36L77 37L78 36V34L76 35L75 34ZM75 36H74V38H75ZM81 36V35H80ZM83 36V35H82ZM88 36V35H87ZM93 36H95V35H93ZM100 36V35H99ZM106 36V35H105ZM108 36V35H107ZM111 36V35H110ZM114 36V35H113ZM121 36V35H120ZM120 36H119V38H120ZM132 36V35H131ZM134 36V35H133ZM141 36V35H140ZM144 36V35H143ZM142 36V37H143ZM146 36V35H145ZM154 36V37H155ZM160 36V35H159ZM170 36V35H169ZM213 36V37H214ZM69 37H70V34H69ZM84 37V36H83ZM112 37V36H111ZM118 37V36H117ZM116 37V38H117ZM163 36L161 35V38H162ZM164 37H166L165 35H164ZM186 37V36H185ZM196 37V36H195ZM201 37V36H200ZM200 37H198V38H200ZM72 37H70V38H68V39H71ZM93 38V37H92ZM106 38V37H105ZM105 38H104V40H105ZM137 38V37H136ZM148 38H150V37H148ZM158 38L159 39H161L160 37H158L157 36V40H158ZM166 38H168V37H166ZM190 38V37H189ZM208 38V39H207ZM230 38H232V37H230ZM4 39V38H3ZM65 39V40H64ZM111 39V38H110ZM162 39H164V38H162ZM169 39V38H168ZM210 39V40H209ZM216 39H218V40H216ZM93 40L95 41V39L93 38ZM99 40H100V38H99ZM103 40V39H102ZM138 40V42H139V39H137ZM142 40V39H141ZM145 40V39H144ZM196 40H198V39H196ZM227 40V39H226ZM231 40H233V39H231ZM77 41H79L78 43L79 44H77ZM132 41H134V40H132ZM156 41V40H155ZM154 41V42H155ZM160 41V40H159ZM162 41H164V40H162ZM187 41V42H186ZM222 41V42H221ZM83 42H86L85 44L83 43ZM97 42V41H96ZM101 42H103V41H101ZM116 42V41H115ZM151 42H153V40L151 41ZM156 42H158V41H156ZM155 42V43H156ZM165 42V41H164ZM220 42V43H219ZM227 42V41H226ZM225 42V43H226ZM229 42V41H228ZM233 42V41H232ZM11 43V42H10ZM18 43V44H17ZM23 43L20 45V46H22L23 45ZM89 43V44H88ZM105 42H103V44H104ZM114 43V42H113ZM142 43V42H141ZM160 43H161V41H160ZM224 43V42H223ZM64 45V46H66L65 48L63 47V49H62V46L61 45ZM137 44V45H136ZM147 44V43H146ZM149 44V43H148ZM153 44V43H152ZM96 45H99V46H101V47H98V46H96ZM105 45V44H104ZM222 45V44H221ZM225 44H223V46H224ZM109 46V47H108ZM113 46H115L116 47V45L115 44H113ZM217 46V47H216ZM229 46H231V45H229ZM19 47V46H18ZM222 47V46H221ZM20 48V47H19ZM68 48V49H67ZM107 48V49H106ZM228 48V47H227ZM61 49V50H60ZM69 49L71 50V51H69ZM211 49V50H210ZM213 49V50H214ZM216 49V50H217ZM222 49H223V47H222ZM226 49V48H225ZM10 50V49H9ZM17 50V51H16ZM60 50V51H59ZM64 50H68V54H71L70 56H73L75 59H77V60H75V59H73V57H70V56H68V57H70V58H68L69 60V63H74V66L72 65V64H69L70 66H68V62L66 61L67 59L65 58V60L64 59H62V62H63V64H65L64 62H66V64L65 65H63L62 64V62L60 61L61 60V58H60V60L59 61H54L53 62V58H52V56L54 55V54H60L61 52H62V55H63V51ZM220 50V49H219ZM66 51H64V52H66ZM70 52V53H69ZM204 52H207L206 54L204 53ZM220 52V51H219ZM226 52V51H225ZM5 53V52H4ZM67 53V52H66ZM199 53V54H198ZM202 53H203V56H202ZM215 53H216V51H215ZM65 54V53H64ZM68 54H66V55H68ZM198 54V55H197ZM2 55V54H1ZM52 55V56H51ZM195 55H197L196 57H195ZM209 55V54H208ZM218 55V54H217ZM58 56V55H57ZM220 56H221V54H220ZM1 57V56H0ZM56 57V56H55ZM61 57V56H60ZM50 58H52V62L50 61ZM84 58V59H83ZM86 58H90L89 60L87 59L86 60ZM196 60H195V59ZM208 58V57H207ZM30 59V58H29ZM73 59V60H72ZM40 60V59H39ZM70 60H72V61H70ZM74 60H75V62H74ZM106 60V59H105ZM104 60V61H105ZM193 60H194V62H193ZM11 61V62H12ZM24 61V60H23ZM32 61V60H31ZM77 61V62H76ZM94 61V60H93ZM96 61V60H95ZM94 61V62H95ZM101 61H103V60H101ZM155 61H153V62H155ZM199 61V60H198ZM202 61V60H201ZM4 62H6V61H4ZM7 62V64H9ZM10 62V63H11ZM26 62V61H25ZM40 62V61H39ZM39 62H37V64L39 63ZM51 62V63H50ZM58 62V63H57ZM60 62V63H59ZM92 62V61H91ZM106 62V61H105ZM150 62V63H151ZM153 62H152V66H153ZM196 62V63H195ZM42 63V62H41ZM49 63V64H48ZM75 63H77V64H75ZM101 63V62H100ZM111 63H113V62H111ZM110 63V64H111ZM116 63H115V65L114 66H116ZM164 63V62H163ZM170 63V62H169ZM195 63V64H194ZM5 64V63H4ZM4 64H2V65H4ZM104 64V63H103ZM114 64V63H113ZM202 64V63H201ZM17 65V64H16ZM21 65V64H20ZM19 65V66H20ZM24 65H25V63H24ZM24 65H22V67H24ZM34 65V64H33ZM42 65H43V63H42ZM79 65H78V67H79ZM129 65V66H130ZM151 65H150V67H151ZM154 65H155V63H154ZM160 65H162V64H160ZM159 65V66H160ZM206 65V64H205ZM41 66V65H40ZM84 66V65H83ZM92 66V65H91ZM94 66V65H93ZM100 66H101V64H100ZM117 66H118V64H117ZM120 66V65H119ZM127 66V65H126ZM141 66V65H140ZM140 66L139 67H136V68H140ZM169 66H170V64L168 65V68H169ZM48 67H46V69H47V72H46V69L45 70H43L42 72L44 73V75L43 76H45L46 74H45V72L46 73H48ZM110 67V66H109ZM113 67V66H112ZM125 67V66H124ZM143 67V66H142ZM171 67H174V65L173 66H171ZM197 67V66H196ZM2 68V67H1ZM17 68V67H16ZM26 68H28L27 66H26ZM38 67H35V69H36V71L38 70V72H39V74H40V69L38 68ZM45 67H43V68H41V70L42 69H44ZM65 68V67H64ZM111 68V67H110ZM115 68V67H114ZM120 68H122L121 66H120ZM154 68V66H153V69H155ZM12 69V68H11ZM34 69V68H33ZM35 69H34V75H35ZM57 69V68H56ZM55 69V70H56ZM83 69V68H82ZM144 69V68H143ZM150 69V68H149ZM171 69H168V70H171ZM198 69V68H197ZM4 70H6V68L4 69ZM13 70V69H12ZM21 70H22V68H21ZM67 70V71H66ZM73 70H74V68H73ZM152 70V69H151ZM174 70H171V71H173L174 72ZM200 70V69H199ZM8 71V70H7ZM29 71H31V70H29ZM58 71V70H57ZM82 71V70H81ZM161 71H159V72H161ZM166 71V70H165ZM41 72V73H42ZM55 73H56V71H54ZM67 72V73H68ZM124 72V71H123ZM161 72V73H162ZM168 72V71H167ZM170 72V71H169ZM168 72V73H169ZM173 72H171V74H175V73H173ZM189 73V72H188ZM0 74H2V73H0ZM14 74V73H13ZM22 74V72H20V75ZM24 74V73H23ZM30 74V73H29ZM32 74V75H33ZM37 72H36V78H37V75H39ZM48 74H50V73H48ZM47 74V75H48ZM52 74H53V72H52ZM59 74V73H58ZM60 74H61V72H60ZM66 74V73H65ZM70 74H72V72H70ZM69 74V76H71ZM166 73H164V75H165ZM170 74V73H169ZM170 74V78H173V75H171ZM178 74H181V73H178ZM184 74V73H183ZM187 74V73H186ZM189 74H191V73H189ZM33 75V76H34ZM68 75V74H67ZM113 75H116L115 73L113 74ZM123 75V74H122ZM157 75H160V74H158V71H157ZM162 75V74H161ZM160 75V76H161ZM163 75V76H164ZM167 75V74H166ZM12 76V75H11ZM33 76H31V78L30 79H32V77ZM50 75H48V77H49ZM61 76V75H60ZM62 76H64V74L62 75ZM110 76H112V75H110ZM168 76V75H167ZM175 76H176V74H175ZM191 76V75H190ZM195 76V75H194ZM47 77V76H46ZM65 77H67V78H69L68 76H65ZM125 77V76H124ZM187 77H189V75H187ZM198 77H199V75H198ZM9 78H10V76H9ZM39 78H40V76H39ZM38 78V79H39ZM50 78H51V76H50ZM57 78V77H56ZM64 78V77H63ZM66 78V79H67ZM113 78V77H112ZM121 78V77H120ZM167 78V77H166ZM179 78V77H178ZM190 78V77H189ZM205 78V77H204ZM14 79V78H13ZM22 79V78H21ZM47 79V78H46ZM59 79H60V77H59ZM58 79V80H59ZM185 79V78H184ZM201 79V78H200ZM11 80V79H10ZM24 80V79H23ZM40 80V79H39ZM43 80V79H42ZM49 80V79H48ZM63 79L61 78V81H62ZM120 80V79H119ZM118 80V81H119ZM43 81H45V79L43 80ZM109 81V80H108ZM121 81V80H120ZM185 81H187V79H185ZM191 80H189V82H190ZM209 81V80H208ZM9 82V81H8ZM19 82H20V80H19ZM26 82V81H25ZM37 82V81H36ZM41 82V81H40ZM49 82V81H48ZM47 82V84H49ZM53 82H55V81H53ZM56 82H57V80H56ZM65 82V79H64V81H62L61 83H64ZM73 82V81H72ZM188 82V83H189ZM14 83V82H13ZM22 83V81L20 82V84ZM26 83H28V82H26ZM25 83V84H26ZM33 83V82H32ZM34 83H35V81H34ZM51 83V82H50ZM59 83V82H58ZM68 83V82H67ZM74 83V82H73ZM109 83V82H108ZM128 83V82H127ZM40 84V83H39ZM46 84V83H45ZM55 84V83H54ZM75 84V83H74ZM97 84V83H96ZM111 84H113V83H111ZM134 84V83H133ZM133 84H132V86H133ZM136 84V83H135ZM196 84V83H195ZM207 84V83H206ZM28 85V84H27ZM40 85H42V84H40ZM43 85H44V83H43ZM56 85H57V83H56ZM62 86H63V84H61ZM73 85V84H72ZM88 85H90L89 83H88ZM92 85V84H91ZM145 85V84H144ZM204 85V84H203ZM3 86H4V84H3ZM11 86V85H10ZM29 86V85H28ZM46 86V85H45ZM48 86V85H47ZM50 87H52L53 86V84L51 85H49ZM65 86V85H64ZM70 86V85H69ZM76 86V85H75ZM2 87V86H1ZM6 87V86H5ZM42 87H44V86H42ZM49 87V88H50ZM72 87V86H71ZM74 87V86H73ZM89 87V86H88ZM96 87V86H95ZM95 87H93V89H91L90 88V90H92L94 93H95V91L97 92V90H96V88ZM117 87H118V85H117ZM201 87V86H200ZM4 88V87H3ZM2 88V89H3ZM13 88V87H12ZM24 88V87H23ZM29 88H31V87H29ZM41 88V87H40ZM46 88V87H45ZM45 88H43V90L45 89ZM57 88L59 89L60 87H58L57 86ZM85 88V87H84ZM94 88H95V90H94ZM126 88V87H125ZM203 88V87H202ZM1 89V88H0ZM42 89V88H41ZM61 89H62V87H61ZM65 89V88H64ZM115 89V88H114ZM134 89V88H133ZM137 89V88H136ZM198 89V88H197ZM201 89V88H200ZM4 90V89H3ZM11 90V89H10ZM40 90V89H39ZM47 90V89H46ZM45 90V91H46ZM50 90H51V88H50ZM50 90H47V91H50ZM53 90V89H52ZM80 90V89H79ZM81 90H83V89H81ZM80 90V91H81ZM116 90V89H115ZM115 90H114V92H115ZM125 90V89H124ZM206 90V89H205ZM12 91V90H11ZM11 91H10V93H11ZM46 91V92H47ZM54 91L55 90H53V93H54ZM61 91V90H60ZM63 91V90H62ZM80 91H79V93H80ZM84 92H85V90H83ZM89 91V90H88ZM113 91V90H112ZM121 91V90H120ZM52 92V91H51ZM50 92V93H51ZM122 92V91H121ZM120 92V93H121ZM125 92V91H124ZM139 92V91H138ZM192 92V91H191ZM34 93H35V91H34ZM44 93V92H43ZM49 93V94H50ZM56 93V92H55ZM75 93L76 92H74V95H75ZM91 93V92H90ZM118 93H119V91H118ZM137 93V92H136ZM175 93V92H174ZM178 93V92H177ZM187 93V92H186ZM193 93V92H192ZM206 93V92H205ZM46 94H48V92L47 93H44V95H46ZM93 94V93H92ZM92 94H90V96L92 95ZM165 94H168V93H165ZM196 94V93H195ZM194 94V95H195ZM198 94H199V92H198ZM12 95H14V92H13V94ZM33 95V94H32ZM31 95V96H32ZM37 96H38V94H36ZM51 95H53V94H51ZM50 95V96H51ZM72 95H73V93H72ZM76 95H78L77 93H76ZM75 95V96H76ZM95 95V94H94ZM115 95H116V93H115ZM120 95V94H119ZM132 95H134V94H132ZM164 95V94H163ZM173 95H175V94H173ZM201 95V94H200ZM199 95V96H200ZM7 96V95H6ZM40 96V95H39ZM41 96H42V94H41ZM47 96H49V95H47ZM75 96H73V97H75ZM79 96V95H78ZM77 96V97H78ZM82 96V95H81ZM86 96V95H85ZM100 96V95H99ZM111 96H113V95H111ZM128 96V95H127ZM151 96V95H150ZM186 96V95H185ZM72 97V96H71ZM84 97V96H83ZM88 97H89V95H88ZM88 97H86V98H88ZM117 97H118V95H117ZM149 97V96H148ZM163 97H165V96H163ZM187 97V96H186ZM188 97H189V94H188ZM194 97V96H193ZM192 97V98H193ZM260 97V96H259ZM3 98H4V96H3ZM14 98V97H13ZM41 98V97H40ZM58 98V97H57ZM76 98V97H75ZM85 98V97H84ZM133 98V97H132ZM150 98V97H149ZM181 98V97H180ZM207 98V97H206ZM32 99H34V98H32ZM35 99H36V97H35ZM34 99V100H35ZM51 99H53V98H51ZM73 99V98H72ZM81 99H82V97H81ZM113 99V98H112ZM118 99V98H117ZM119 99H120V97H119ZM127 98H123L122 99V101H118V102H120V103H118L117 101H115V99H114V101L117 103H115V104H113L114 103V101H113V103H112V101H110L109 102V105H106V103H108V102H105V105H103L102 106V109L103 110H105L106 109V111L107 110H109L110 112H108V116H109V122H110V124L107 126V128H105V129H103L102 127H101V131H103V132H110V135H116V136H120V135H122V136H124L125 138H126V141H127V138H128V141H130L131 143L130 144H128V150H129V148H130V152L128 153V151H127V149L126 148H123L124 149V157L126 156V161L128 160V158H129V156H131V154L133 155V152L135 153V154H142V153H144V152H147V151H149V150H152V148H156V146H158L157 145V142L156 141H147V139H146V135H149L150 134V132H149V134H148V128H146L145 129V127H147L148 126V122L150 121V120H147V122L145 123V124H139V121H141L142 120V122L144 121V120H146V119H154L153 120V123L155 122V118H156V114H159L160 112H161V114H159V118L161 117H163L162 115V109H165V108H168L167 106H169V108H170V106L171 105H167V106H165V104H167V103H165L164 104V102L162 103V105H161V102H159V101H156L155 103H152V100H151V103L149 104H147V103H142V104H136L137 106H138V108H142V105L144 106L142 109H141V113L139 112V114L138 115H136V113H135V115L136 116H134L133 115V112L137 109V110H140V109H138V108H136V105H135V109L134 110H132V112H129L128 110H129V108H130V111H131V109L132 108H134V104H132V108L130 107L131 105H129L130 104V102H129V104H128V101L126 100ZM177 99V98H176ZM176 99H174V100H176ZM186 99V98H185ZM254 99H255V96H254ZM19 100V99H18ZM54 100V99H53ZM59 100V99H58ZM57 100V101H58ZM77 100H79V98L77 99ZM190 100V99H189ZM194 100H195V98H194ZM200 100H202V99H200ZM20 101H21V99H20ZM40 101H42L41 99H40ZM52 101V100H51ZM56 101V100H55ZM56 101V102H57ZM109 101V100H108ZM135 101V100H134ZM141 101V100H140ZM150 101V100H149ZM148 101V102H149ZM163 101V100H162ZM167 101H168V99H167ZM171 101V100H170ZM205 101V100H204ZM255 101V100H254ZM28 102H30L29 101V99H28ZM53 102V101H52ZM143 102V101H142ZM145 102V101H144ZM157 102H159V103H157ZM171 102H173V101H171ZM181 102H182V100H181ZM192 102V101H191ZM196 102V101H195ZM219 102V101H218ZM249 102V101H248ZM13 103V102H12ZM21 103V102H20ZM190 103V102H189ZM205 103V102H204ZM210 103V102H209ZM208 103V104H209ZM251 103V102H250ZM255 103H256V101H255ZM14 104V103H13ZM52 104H54V102L52 103ZM111 104V105H110ZM113 104V105H112ZM180 104V106H182L181 105V103H179ZM194 104V103H193ZM197 104V103H196ZM218 104V103H217ZM26 105V104H25ZM32 105V104H31ZM128 105H129V108H128ZM173 105H175V103H173ZM184 106L186 105V104H183ZM187 105H189V106H187ZM185 107L184 106H182V107H180V108H176V107H174V108H176V109H174L173 110V113H179V114H185L184 112H186V114L188 115V117L187 116H185V115H179V116H177V120L179 121V119L180 118H183V120H180L179 122L181 123V125H182V123H184L185 122V125L183 124L182 126L180 125H178L179 127H176L175 125V127H173V126H171V127H173V128H171V129H169L170 131L171 130H174V131H176V132H179V131H184V132H186L188 135H185L187 138H189V140L187 139V141L185 140L184 141V139H183V141H184V143H180V145H176V142L175 141H173V140H171V142H175V145H176V147H175V149L173 150V148H171V150H173V154H170L169 156H165L163 159L162 158H159V160H158V163L156 164H154V163H150V164H154V166H155V168H152V170H151V168L149 169V170H151V171H149L148 170V172H147V174L146 175H144L143 174V176H144V178L142 177V175H141V178L140 177H136V178H134L135 180H133L134 182H131L132 184H129V186H128V191H129V193H128V196H129V198H130V192H132L134 189H136V190H134V191H137L139 188H140V191H142L141 193L139 192H137V194L140 196V194H144V195H142V197H137V198H139V200H142L143 199V201L146 199V200H148L147 199V197L149 198V199H153V201L152 202H154V199H155V202L154 203H152V204H150L151 202H149V201H147L146 203V208H143L144 209V211L143 212H141V214L142 215H144V217L142 218V217H140L141 219H138V220H136V218H134L136 221H138L137 222V224H136V221L133 219V221H135L134 223H135V226H133V224L132 225H130V226H133L132 228L129 226V228H128V226H126L127 227V231H128V245L126 244L125 246H127L128 247V250H127V248H126V251H125V253L124 254H122L121 255V251H123V249H125V247L123 248L122 246H121V248H123V249H120L121 251L119 252V251H117L116 253H115V255L116 254H120L119 255V257L117 258V256H116V260L115 259H112V263L113 264H264V199L262 200V201H260V199H258V197L256 198L257 200H255L254 198H255V196L256 195H259V192L262 190V189H264V146H263V143H264V138L262 137V135H264V125H260V124H264L263 122H264V116H263V120H261L260 119V121H262V123H259V121L257 122V121H255V120H253L252 121V123L250 122V124H248V123H246V121L248 120V119H250V116L252 115V114H250V112L248 113V111H247V113L248 114H250V116H249V118H248V116L247 117H245V120L243 121L242 119H240L241 121H243L244 123H242V124H239V123H241V121L239 122L238 121V124H231L230 125V123H229V125H226V123L228 124V122H229V120H226L228 117H225L226 119V123H224L225 122V120H223V119H221V121H219L220 119V117L219 118H216V117H218L219 116V114H217L218 116H216L215 117V119H218L217 120V122L216 121H213V116H212V114L214 115V113L213 112H215L213 109H212V107H211V109L212 110H210V111H208V113H206V115L207 114H209V112H211V116H212V120L210 121V119L209 118H205V116L204 117H200L202 120H203V118H205L206 119V121H202V122H199L196 118H195V120H197L196 121V123L194 122L195 120H194V118H192V121L193 122H191V118L190 119H188L189 118V115H190V117H191V114H190V112L191 111H188V107L189 108H191L192 106L190 105V104H187ZM220 105H222V104H220ZM249 105V104H248ZM259 105V104H258ZM257 105V106H258ZM13 106V105H12ZM20 106V105H19ZM21 106H23V105H21ZM107 106H109V107H111V110H110V108H108ZM140 106V107H139ZM191 106V107H190ZM211 106V105H210ZM226 106V109H223L224 108V106L222 107L221 106V108L223 109V110H226V113H227V110H229V112L228 113H230V111H231V107H227V105H225ZM230 106V105H229ZM237 106H239L238 104H237ZM245 106V105H244ZM244 106H242V107H244ZM253 106V105H252ZM4 107V106H3ZM104 107H106L105 109H104ZM171 107H173V106H171ZM196 107V106H195ZM202 107V106H201ZM205 107V106H204ZM214 107H216V106H214ZM219 107V106H218ZM234 107H236V106H232V110L233 109H236V108H234ZM240 107V106H239ZM238 107V108H239ZM247 107V106H246ZM261 107H263V105L261 106ZM19 108V107H18ZM199 108V107H198ZM237 108V109H238ZM241 108V107H240ZM248 108V107H247ZM264 108V107H263ZM196 109V108H195ZM219 109H220V107H219ZM222 109H221V111H222ZM242 109V108H241ZM30 110V109H29ZM102 110V111H103ZM137 110L135 111V112H137ZM166 110V109H165ZM169 110H171V108L170 109H168V111ZM190 110V109H189ZM205 110H208V109H206L205 108ZM216 110V109H215ZM243 110V109H242ZM246 110H248V109H245V111ZM250 110V109H249ZM252 110V109H251ZM256 110V109H255ZM255 110H253V112L255 111ZM47 111V110H46ZM46 111H45V113H46ZM101 111V112H102ZM177 111V112H176ZM192 111H193V108H192ZM201 111V110H200ZM203 111V115H205V113H204V109L202 110ZM201 111V112H202ZM213 111V112H212ZM218 111V110H217ZM239 111H240V109H239ZM244 111V112H245ZM260 111V110H259ZM16 112V111H15ZM33 112H35V111H33ZM36 112H39V110L38 111H36ZM42 112H44V111H42ZM42 112H40V113H42ZM55 112V111H54ZM100 112V114H102ZM130 114H132V115H129V113ZM196 112H198V111H195V113ZM207 112V111H206ZM236 112V111H235ZM263 112V111H262ZM12 113H14V112H12ZM29 113V112H28ZM44 113V114H45ZM47 113H49V111L47 112ZM83 113V112H82ZM105 113V112H104ZM170 113V112H169ZM216 113H218V112H216ZM215 113V114H216ZM232 113V115H235L233 112H231ZM237 113V112H236ZM246 113V112H245ZM244 113V114H245ZM246 113V114H247ZM3 114V113H2ZM1 114V115H2ZM9 114V113H8ZM35 114V113H34ZM86 114V113H85ZM107 114V113H106ZM198 115L199 114H202V113H197ZM221 115H223L224 114V112H223V114L222 113H220ZM238 115L240 114V113H237ZM236 114V115H237ZM89 115V114H88ZM97 116H98V114H96ZM161 115V116H160ZM194 115V114H193ZM235 115V116H236ZM237 115V116H238ZM3 116V115H2ZM41 116V115H40ZM75 116H76V114H75ZM82 116V115H81ZM80 116V117H81ZM93 116V115H92ZM105 116V115H104ZM152 116H155V118L153 117L152 118ZM171 116H174V115H171ZM176 116H174V117H176ZM208 116V115H207ZM226 116V115H225ZM229 116V115H228ZM237 116H236V118H237ZM242 116V115H241ZM240 116V117H241ZM13 117H15V116H13ZM32 117H35L34 115H30V119L29 120H34V119H40V117L39 116H37V117H35L34 119H32ZM39 117V118H38ZM43 118H44V116H42ZM41 117V118H42ZM45 117H48V114L45 116ZM55 117V116H54ZM83 117V116H82ZM100 117V116H99ZM98 117V118H99ZM158 117V116H157ZM167 117H169V116H167ZM167 117H165V118H167ZM195 117V116H194ZM197 117V116H196ZM198 117V118H199ZM222 117V116H221ZM224 117V116H223ZM222 117V118H223ZM230 117V116H229ZM231 117H233V116H231ZM253 117L255 118H257V116H255V114L253 115ZM251 118V120L252 119H254V118ZM8 118V117H7ZM56 118V117H55ZM79 118V117H78ZM105 118H106V116H105ZM159 118H157L158 119V121L160 120ZM188 120H187V119ZM234 118V117H233ZM235 118V119H236ZM242 118H243V116H242ZM246 118H248L247 120H246ZM3 119V118H2ZM26 119H28V118H26ZM65 119V118H64ZM62 120L61 121V124L59 123V125H60V127H65V125L63 124L64 122H67L68 120H69V118L67 119V121H65V120ZM168 119V118H167ZM169 122H171V119H175V118H170L169 117ZM175 119V122L176 123H178V121ZM201 119H199V120H201ZM230 119V118H229ZM238 119V118H237ZM6 120V119H5ZM5 120H2V121H5ZM18 120V119H17ZM16 120V121H17ZM29 120H26V122L27 121H29ZM44 119H42V120H39V121H36V122H28L27 124H25V125H28L29 123V125H28V127L27 126H25L26 128H25V131H26V134H24L25 135V137L24 138H28L26 141H27V145L29 144V146H37V145H39V144H41V143H43L46 139H48V138H50L53 134H60V136H61V134H64L65 133V135H66V130L65 129H67V127L66 128H64V130H65V132H63V128H55V130H54V127H53V129L50 131V130H48L49 128H48V126H51V124L50 125H48V124H45L46 123V118H45V120L43 121ZM81 120V119H80ZM103 120V119H102ZM106 120V119H105ZM108 120V119H107ZM161 120H163V119H161ZM165 120V119H164ZM163 120V121H164ZM185 120V121H184ZM190 120V121H189ZM47 121H48V119H47ZM64 121V122H63ZM186 121H187V123H186ZM190 122V124H189V126L187 125L189 122ZM222 121H223V123H222ZM228 121V122H227ZM248 121H250V120H248ZM10 122V121H9ZM8 122V123H9ZM56 122L58 123L59 121H57L56 120ZM63 122V123H62ZM83 122H84V120H83ZM87 122V121H86ZM101 122V121H100ZM103 122V121H102ZM106 122V121H105ZM142 122H140V123H142ZM145 122V121H144ZM157 122V121H156ZM156 122H155V124H156ZM220 122V123H219ZM253 122H255V123H253ZM18 123V122H17ZM21 123H23V125H24V122L22 121H20V125H19V123L17 124V129H15L13 126V131L15 130H17V132H15V135H16V139H15V141L18 143V141H17V139H19V140H21V139H23V140H25L24 138H23V135H21V136H19L18 135V137L19 138H17V134L16 133H18L19 134V132H25V131H23L22 129V127H24V126H22L21 125ZM47 123H49V121L47 122ZM68 123H69V127L71 126V128H69L70 130H67L68 131V133L67 134H69V132L70 131H74V130H72V128L74 129L75 127H73L72 125H74L75 123H77L76 121H75V123H74V121H72L71 123H73L72 125L70 124V121H68ZM78 123H80V121L78 122ZM153 123H151L150 125V127H152V125H153ZM194 123V124H193ZM13 124V123H12ZM14 124H16V123H14ZM53 124V123H52ZM97 124H98V122H97ZM100 124V123H99ZM154 124V125H155ZM166 124V123H165ZM168 124H170V123H168ZM171 124H173V123H171ZM46 125H48V126H46ZM53 125H55V124H53ZM52 125V126H53ZM58 125V126H59ZM64 125V126H63ZM81 125H82V122H81V124H80V128H81ZM84 125V124H83ZM91 125H94V124H91ZM102 125V124H101ZM140 125H143V126H140ZM154 125H153V127H154ZM158 125H160V124H158ZM158 125H155V126H157L158 128L160 127V126H158ZM7 126V125H6ZM10 126V125H9ZM16 126V125H15ZM22 126V127H21ZM56 126H57V124H56ZM75 126V125H74ZM85 126H88V125H84V127ZM95 126H96V124H95ZM166 126V125H165ZM168 126V125H167ZM166 126V127H167ZM170 126V125H169ZM8 127V126H7ZM77 127V126H76ZM100 127V126H99ZM105 127V126H104ZM149 127V126H148ZM152 127V128H153ZM20 128V129H19ZM48 128V129H47ZM50 128H52V127H50ZM79 128V127H78ZM80 128L78 129V130H76V128H75V131L74 132H76V133H78V131H79V133L80 132H82V129L80 130ZM85 128H87V127H85ZM91 128V127H90ZM155 128V127H154ZM157 128V130H159V132H160V128L158 129ZM165 128V127H164ZM164 128H162V130H164V131H161V133L162 132H168V133H166V134H170L169 132L170 131H168L167 129V131H165V129ZM9 129V128H8ZM88 129V128H87ZM96 129V128H95ZM145 129V130H144ZM156 129V128H155ZM5 130H7V129H5ZM19 130H21V131H19ZM54 130V131H53ZM84 130H86V129H83V131ZM89 130V129H88ZM92 129H90V131H91ZM99 131L100 129H96V131ZM147 130V131H146ZM149 130H151L152 132H154L151 128L149 129ZM157 130H155V133H156V131ZM12 131V130H11ZM19 131V132H18ZM89 131V132H90ZM93 131H95V130H93ZM92 131V132H93ZM174 131H171V132H174ZM230 131H233V133L234 132H237V134L239 133L240 134V138H238V139H236L235 140V138H234V140H228V139H230V138H228V134L229 133H231ZM8 132H9V130H8ZM73 132V133H74ZM100 132V131H99ZM151 132V133H152ZM12 133V132H11ZM22 133H20V134H22ZM175 133V132H174ZM173 133V134H174ZM185 133V134H186ZM71 134V133H70ZM106 134V133H105ZM153 134V133H152ZM183 134V133H182ZM236 134V135H237ZM7 135V134H6ZM10 135H12V134H10ZM98 135V134H97ZM151 135V134H150ZM232 135V134H231ZM235 135V136H236ZM68 136V135H67ZM66 136V137H67ZM73 136V135H72ZM167 137H168V135H166ZM170 136H172V135H170ZM169 136V137H170ZM230 136V135H229ZM234 136V137H235ZM238 136V135H237ZM22 137V138H21ZM54 137V136H53ZM70 137V136H69ZM103 137H105V135L103 136ZM109 137H111V136H109ZM108 137V138H109ZM144 137H145V139L146 140H144ZM175 137H177V136H175ZM59 138V137H58ZM61 138V137H60ZM232 138V137H231ZM53 139V138H52ZM52 139H50V140H52ZM67 139V138H66ZM71 139V138H70ZM74 139V138H73ZM73 139H72V141H73ZM75 139H77V136H76V138ZM81 139V138H80ZM96 139V138H95ZM102 139V138H101ZM167 139V138H166ZM0 140H2L1 138H0ZM14 140V139H13ZM54 140V139H53ZM62 140V139H61ZM84 140H85V138H84ZM89 140V139H88ZM98 140V139H97ZM148 140H150V139H148ZM153 140H155V139H153ZM176 140V139H175ZM15 141H13L14 143H15V145H12V146H15L14 147V149L13 150H18V149H20L21 147H23V146H25V141H23V145H22V143L20 142V143H18V145H17V143L15 142ZM22 141V140H21ZM79 141V140H78ZM121 141V140H120ZM162 141H163V139H162ZM162 141H160L159 143H161ZM165 142H167V140H164ZM180 141V140H179ZM182 141V142H183ZM9 142V141H8ZM48 142H50V141H48ZM48 142L46 143V141H45V143H46V145H48ZM85 142V141H84ZM118 142V141H117ZM123 142V141H122ZM125 142V141H124ZM178 142V141H177ZM10 143H11V141H10ZM55 143V142H54ZM72 143H74V142H72ZM101 143H103V142H101ZM105 143V142H104ZM103 143V144H104ZM112 143V142H111ZM114 143H115V141H114ZM114 143H113V145H114ZM120 143V142H119ZM97 144H98V141H97ZM20 146V145H22V146H20V147H17V146ZM52 145H53V143H52ZM107 145H108V143H107ZM126 145H127V143H126ZM125 145V146H126ZM169 145V144H168ZM173 145H174V143H173ZM11 146V145H10ZM29 146L27 147V146H25V147H27V148H29ZM112 146V145H111ZM163 146V145H162ZM170 146V145H169ZM17 147V148H16ZM51 147V146H50ZM68 147H69V143H68ZM80 148L82 147V146H79ZM95 147V146H94ZM110 147V146H109ZM113 147V146H112ZM120 147V150H122L121 149V146H119ZM123 147V146H122ZM160 147V146H159ZM165 147H167V145H165ZM171 147V146H170ZM170 147L169 148H166L167 150L169 149V152L171 151L170 150ZM4 148V147H3ZM27 148H25V149H27ZM37 148V147H36ZM47 148V147H46ZM59 148V147H58ZM67 148V147H66ZM79 148V151H82V149H84V148H82V149H80ZM108 148V147H107ZM114 148H115V146H114ZM8 149H9V147H8ZM25 149H24V151H25ZM31 149H33V148H31ZM88 149V148H87ZM110 148H108V150H109ZM113 148H111V150H112ZM115 149H117V147L115 148ZM125 149H126V151H125ZM13 150H12V152H13ZM23 150V149H22ZM22 150L19 152L18 151V153H17V151H16V153L17 154H19V153H21L22 152ZM74 150H76V152H74V154H76L77 153V148H76V146H74V147H69V148H67V149H65L64 148V150H63V152H68V153H71V152H73ZM89 150V149H88ZM87 150V151H88ZM108 150H107V152H108ZM120 150H116V151H120ZM10 151H11V149H10ZM10 151H8L10 154H11V152ZM29 151V150H28ZM40 151V150H39ZM47 151H49V150H47ZM56 151V150H55ZM58 151V150H57ZM79 151H78V153H79ZM93 151V150H92ZM115 151V150H114ZM114 151H112V152H114ZM163 151V150H162ZM107 152H106V156L105 157H108V158H106L105 160V163H107V164H111V162L113 161V160H116L117 159V156L119 155H113L112 153H111V151H109L112 155L110 156V155H108L107 154ZM121 153H122V151H120ZM6 153V152H5ZM25 153V152H24ZM24 153H22V154H24ZM39 153H41V152H39ZM47 153V152H46ZM50 153V152H49ZM84 153H86L85 152V150H84ZM83 153V154H84ZM97 153H98V151H97ZM103 153V152H102ZM151 154H152V151L150 152ZM9 154V155H10ZM13 154V156L15 155V153L13 152L12 153ZM31 154V153H30ZM35 154H36V151H35ZM44 154V153H43ZM51 154V153H50ZM54 154V153H53ZM53 154H51V155H53ZM56 154V153H55ZM73 154V153H72ZM128 154H130V155H128ZM6 155V154H5ZM21 155V154H20ZM27 155V154H26ZM29 155V154H28ZM48 155V154H47ZM62 155V154H61ZM82 155V154H81ZM80 155V156H81ZM100 155V154H99ZM108 155V156H107ZM121 155H123V154H121ZM119 156V157H122V156ZM157 155V154H156ZM161 155H162V153H161ZM2 156H3V154H2ZM16 156V155H15ZM37 156V155H36ZM41 156V155H40ZM77 156V155H76ZM76 156H75V159H76ZM141 156V155H140ZM1 157V156H0ZM5 157H7V156H4V158H0L1 160H0V164L2 163V164H4L3 163V161H7V159L8 160H10L11 158H12V155L11 156H8L7 158H5ZM9 157H11V158H9ZM17 157H18V155H17ZM22 157V156H21ZM35 157V156H34ZM39 156H37V158H38ZM44 157V156H43ZM49 157V156H48ZM55 157V156H54ZM53 157V158H54ZM82 157V156H81ZM84 157H86V156H84ZM91 157H93V155L91 156ZM124 157H122V158H124ZM128 157V158H127ZM139 157V156H138ZM151 157V156H150ZM15 157H13V159H14ZM20 158V157H19ZM36 158V157H35ZM35 158L33 159V160H35ZM36 158V159H37ZM41 158V157H40ZM39 158V159H40ZM45 158H47V157H45ZM44 158V159H45ZM52 158V159H53ZM61 158V157H60ZM80 158V157H79ZM88 158H90V157H88ZM131 158H132V156H131ZM29 159V158H28ZM43 159V158H42ZM43 159V160H44ZM58 159H59V157H58ZM55 160L51 165H50V162H49V166H48V164H46L48 167H45L44 169L43 168H40V169H38V168H36L35 167V169L34 170H32V172L30 173V175H26V177L28 178H26V177H24V176H22V175H19V174H17L20 170V168H19V166L17 167H14L12 164V166L14 167V169H13V171H10V172H5V171H7V170H5V171H3V172H1L2 174L5 172V174H3L4 175V177H3V175L1 176L2 178H0V205H2V204H4L3 203V201L6 199V197H8V198H11V196L12 195H14V194H17V193H19V192H21L22 191V193L20 194V195H22L23 194V191H25L27 188H28V185L30 186V183H31V179H33V178H37V180L39 179V177H41V176H43V174H44V172H46L47 174H48V172L50 173V172H52L53 170H55L54 172H56V168H57V165L56 164H60V163H66V165H67V161H68V159H70V158H61V160ZM72 159V158H71ZM71 159H70V161L68 162V164L71 162ZM94 159V158H93ZM91 160V164H92V161H94V163L97 161V159L96 160ZM103 159H104V157H103ZM103 159H101L100 158V160H103ZM15 160H16V158H15ZM31 160V159H30ZM41 160V159H40ZM49 160V159H48ZM85 160V159H84ZM99 159H98V162L100 161ZM121 159H117V161H120ZM14 161V160H13ZM13 161H11V162H13ZM19 161V160H18ZM38 162H39V160H37ZM36 161V162H37ZM45 161H47V160H45ZM78 161H80V160H78ZM83 161V160H82ZM82 161H80V162H82ZM104 161V160H103ZM103 161H101L100 163H104ZM123 161V160H122ZM121 161V162H122ZM126 161H124V162H122V163H125ZM135 161V160H134ZM145 161V160H144ZM143 161V163L145 164V165H148L149 163L147 162H144ZM150 161V160H149ZM153 161V160H152ZM22 162V161H21ZM30 162V161H29ZM88 162H89V160H88ZM87 162V163H88ZM114 162V161H113ZM121 162H117V163H121ZM155 162H157V160H155ZM8 163H10V162H7V164ZM33 163H35V162H33ZM41 163V162H40ZM44 163V162H43ZM46 163V162H45ZM47 163H48V161H47ZM73 163V162H72ZM86 163V162H85ZM85 163H82V166H83V164H85ZM89 163V164H90ZM94 163H93V165H94ZM97 163V162H96ZM105 163H104V165H102V167H105L106 165H105ZM116 163V162H115ZM114 163V164H115ZM127 163V162H126ZM124 164V165H127V164ZM132 163V162H131ZM6 164V163H5ZM16 164V163H15ZM37 164H39V163H37ZM71 164V163H70ZM77 164V163H76ZM80 164V163H79ZM79 164H78V166H79ZM90 164V165H91ZM129 164L130 163H128V166H129ZM136 164V163H135ZM150 164H149V166H150ZM10 165V164H9ZM42 165H44V164H42ZM41 165V166H42ZM63 165V164H62ZM65 165V164H64ZM63 165V167L64 168H66L65 166ZM90 165H88L89 167H84V166H86V165H84L83 167H82V169H81V166L80 167H77V169H78V172H76V174L78 175V173H80L81 172V174H83L82 172H84V171H90V169H92L93 168V166L91 167ZM97 165V164H96ZM112 165H113V163H112ZM123 165V166H124ZM3 167H4V165H2ZM2 166H1V168H2ZM33 166V165H32ZM36 166V165H35ZM72 166H74V165H71V167ZM98 166V165H97ZM108 166V165H107ZM139 166H141V165H139ZM34 167V166H33ZM38 167H40V165L38 166ZM62 167V166H61ZM76 167V166H75ZM100 167V166H99ZM111 167V166H110ZM109 167V168H110ZM114 166H112L111 168H113ZM116 167V166H115ZM118 167V166H117ZM122 167V166H121ZM144 167H146V166H144ZM5 168V167H4ZM6 168H7V166H6ZM31 168V167H30ZM60 168V167H59ZM101 168V167H100ZM140 168V167H139ZM142 168H143V166H142ZM11 169V170H12ZM73 169V168H72ZM71 169V170H72ZM79 169H81V170H79ZM97 169V168H96ZM104 169V168H103ZM106 169V168H105ZM147 169V168H146ZM23 170V169H22ZM25 170V169H24ZM30 170V169H29ZM50 170H52V171H50ZM61 170V169H60ZM64 170V169H63ZM67 170V169H66ZM65 170V172L67 173V171H69V170H67L66 171ZM71 170H70V172H71ZM75 170V169H74ZM135 170V169H134ZM138 170V169H137ZM140 170V169H139ZM48 171V172H47ZM58 171V170H57ZM109 171V170H108ZM128 171V170H127ZM143 171V170H142ZM27 172V171H26ZM53 172V173H54ZM74 173H75V171H73ZM134 172V171H133ZM139 172V171H138ZM22 173V172H21ZM24 173V172H23ZM66 173H64L65 175L64 176H67L68 174H69V172H68V174L66 175ZM89 174H90V172H88ZM111 173V172H110ZM122 173V172H121ZM142 173V172H141ZM144 173V172H143ZM25 174V173H24ZM46 174V175H47ZM59 174H60V172H59ZM71 174V173H70ZM69 174V175H70ZM81 174H80V177H81ZM87 174V173H86ZM102 174V173H101ZM126 174V173H125ZM135 174H136V172H135ZM137 174H140V173H137ZM136 174V175H137ZM50 175V174H49ZM75 175V174H74ZM73 175V173H72V175L71 176H74ZM91 175V174H90ZM100 175V174H99ZM107 175V174H106ZM109 175V174H108ZM129 175H131V174H129ZM128 175V176H129ZM63 176V177H64ZM79 176V175H78ZM83 176V175H82ZM116 176V175H115ZM124 176V175H123ZM127 176V177H128ZM132 176V175H131ZM140 176V175H139ZM164 176H166V178L167 179H164ZM169 176V177H168ZM46 177H48V176H46ZM60 177H61V175H60ZM92 177V176H91ZM103 177V176H102ZM124 177H126V176H124ZM26 178V179H25ZM31 178V179H30ZM44 178V177H43ZM59 178V177H58ZM71 178V177H70ZM74 178V177H73ZM73 178H71V180L73 179ZM82 178V177H81ZM103 178H105V177H103ZM129 178H130V176H129ZM140 178V180L139 181H141V179L143 178V180L142 181H145L146 180V182H145V187L143 186V188L142 187H140L142 184H140V182H138V179ZM75 179V178H74ZM73 179V180H74ZM89 179V178H88ZM99 179H101V178H99ZM111 179H113V178H111ZM123 179V178H122ZM137 179V180H136ZM41 180V179H40ZM57 180V179H56ZM54 181V183L55 182H57V181ZM60 180V179H59ZM58 180V181H59ZM65 180V179H64ZM68 180V179H67ZM67 180H65L64 181V183H62L63 185L65 184H67V183H69ZM81 180V179H80ZM102 180V179H101ZM115 180V179H114ZM130 180V179H129ZM132 180V179H131ZM163 180H167V181H170V182H168V183H171V184H169L168 185V183H166L167 184V189L169 188V190H168V193H169V195H165L164 194V192L162 191V189H163V187L161 188L160 187V184L158 185V186H156L155 184H153V182H160V181H163ZM30 181V182H29ZM35 181V180H34ZM34 181H33V183H34ZM92 181V180H91ZM97 181V180H96ZM95 181V182H96ZM123 181V180H122ZM122 181H120V182H122ZM38 182V181H37ZM44 182V181H43ZM49 182V181H48ZM61 182H63V180L61 181ZM60 181H59V186H60V183H61ZM71 182H73V181H71ZM70 182V183H71ZM80 182V181H79ZM119 182V181H118ZM135 182L137 183H139V187H138V184H136V185H134L135 184ZM51 183V182H50ZM134 183V184H133ZM143 183V185H144V182H142ZM28 184V185H27ZM32 184V183H31ZM152 184V185H151ZM52 185H53V181H52ZM56 185H57V183H56ZM56 185H55V188H56ZM100 185V184H99ZM110 185V184H109ZM162 185V184H161ZM171 185V186H170ZM25 186H27V188L25 189ZM35 186H36V184H35ZM47 186V185H46ZM45 186V187H46ZM50 186V185H49ZM54 186V185H53ZM58 186V185H57ZM62 186V185H61ZM60 186V187H61ZM89 186V185H88ZM97 186V185H96ZM113 186V185H112ZM169 186V187H168ZM24 187V188H23ZM52 187V186H51ZM92 187V186H91ZM99 187V186H98ZM117 187V186H116ZM32 188V187H31ZM34 188V187H33ZM38 188V187H37ZM81 188V187H80ZM44 189H47V190H44V192L45 191H48V190H51L52 189V191L54 190L53 188H44ZM58 189V188H57ZM62 189V188H61ZM87 189V188H86ZM99 189V188H98ZM103 189V188H102ZM106 189H108V188H106ZM118 189V188H117ZM121 189H123V188H121ZM40 190V189H39ZM43 190V189H42ZM56 190V189H55ZM54 190V191H55ZM59 190V189H58ZM57 190V191H58ZM114 190V189H113ZM51 191V192H52ZM53 191V192H54ZM56 191V192H57ZM86 191V190H85ZM91 191V190H90ZM108 191V190H107ZM139 191V190H138ZM161 191L163 192V195H162V193H161ZM167 191V190H166ZM30 192V191H29ZM36 192V191H35ZM44 192L42 191L41 192V194L43 193V195H44ZM80 192V191H79ZM83 192V191H82ZM112 192H114V191H112ZM262 192H263V194L262 195H264V190H262ZM37 193V192H36ZM91 193V192H90ZM124 193H126V192H124ZM123 192H122V196L124 197H126V195L124 194ZM25 194V193H24ZM23 194V195H24ZM38 194H40L39 192H38ZM38 194H36V195H38ZM41 194L39 195V196H41ZM47 194V193H46ZM49 194V193H48ZM92 194V193H91ZM95 194V193H94ZM99 194H101V192L99 193ZM109 194H111V193H109ZM119 194V193H118ZM127 194V193H126ZM160 194L162 195V196H160ZM22 195V196H23ZM25 195H27V194H25ZM50 195V194H49ZM66 195V194H65ZM70 195V194H69ZM68 195V196H69ZM135 195H136V193H135ZM165 195V196H164ZM184 195H187L188 197V199L187 200H185L184 198H183V196ZM262 195H260V196H262ZM17 197H18V195H16ZM56 196V195H55ZM82 196V195H81ZM85 196V195H84ZM97 196V195H96ZM107 196V195H106ZM120 196V195H119ZM119 196H118V198H119ZM121 196V197H122ZM128 196L126 197V198H128ZM160 196V197H159ZM25 197V196H24ZM35 197V195H33V194H31V195H28V196H26L25 198H22V201H21V203H22V205L24 206V205H27V207L29 206H32L33 205V203L35 202V200L37 201V199L38 198H34ZM41 197H43V196H41ZM49 197V196H48ZM63 197V196H62ZM66 197V196H65ZM72 197V196H71ZM124 197V198H125ZM151 197V198H150ZM263 197V196H262ZM16 198V197H15ZM19 198V197H18ZM93 198V197H92ZM91 198V199H92ZM115 198V197H114ZM118 198H116V200L118 199ZM129 198H128V201H130L129 200ZM131 198H132V193H131ZM130 198V199H131ZM141 198V199H140ZM4 199V200H3ZM45 199V198H44ZM63 199V198H62ZM69 199V198H68ZM76 199V198H75ZM88 199V198H87ZM95 199V198H94ZM151 199V200H152ZM1 200H3V201H1ZM10 200L11 199H9V203H11L10 202ZM21 199H18V201H20ZM40 200V199H39ZM49 200V199H48ZM53 200V199H52ZM104 200V199H103ZM105 200H106V198H105ZM108 200V199H107ZM115 200V199H114ZM132 200V199H131ZM59 201V200H58ZM92 201H93V199H92ZM102 201V200H101ZM121 201V200H120ZM1 202H2V204H1ZM5 203H8V200L7 201H4ZM100 202V201H99ZM107 202V201H106ZM118 202V201H117ZM124 202V201H123ZM127 202V201H126ZM131 202V201H130ZM133 202V201H132ZM139 202H141V201H139ZM16 203V202H15ZM36 203V202H35ZM38 203V202H37ZM41 203V202H40ZM47 203V202H46ZM66 203V202H65ZM68 203V202H67ZM76 203V202H75ZM74 203V204H75ZM95 203V202H94ZM98 203V202H97ZM121 203V202H120ZM137 203H138V201H137ZM13 205H14V203H12ZM45 204V203H44ZM96 204V203H95ZM94 204V205H95ZM100 204V203H99ZM111 204H112V202H111ZM115 204V203H114ZM127 204H129V203H127ZM136 204V203H135ZM134 204V205H135ZM138 204H140V203H138ZM142 203H141V205H143ZM9 205V204H8ZM7 205V206H8ZM20 205V203L19 202H17L16 203V207H22L23 208V206L21 205V206H19ZM34 205H36V204H34ZM60 205V204H59ZM63 205V204H62ZM79 205V204H78ZM141 205H139V206H141ZM4 206H5V204H4ZM82 206V205H81ZM125 206V205H124ZM123 206V207H124ZM129 206H132V203L131 204H129ZM12 206H10V208H11ZM16 207H14V208H6V207H0V219H1V217H4V216H9V215H13V214H19L18 213V211H19V209L18 208H16ZM25 207V206H24ZM32 207H34V206H32ZM31 207V208H32ZM37 207V206H36ZM36 207L34 208V209H36ZM88 207H90V206H88ZM115 207V206H114ZM122 207V206H121ZM122 207V208H123ZM133 207V206H132ZM136 207H137V205H136ZM136 207H133L134 209H132L131 208V212H132V215H133V213H135V212H133V211H135L136 210ZM142 207H144V206H142ZM141 207V208H142ZM22 208H21V210H22ZM38 208V207H37ZM42 208V207H41ZM53 208V207H52ZM91 208V207H90ZM116 208V207H115ZM124 208H126V207H124ZM153 210V208H154V211L152 212V214H147V210L148 211H150L151 209ZM34 209H32V210H34ZM66 209H67V207H66ZM69 209V208H68ZM76 209V208H75ZM80 209V208H79ZM93 209V208H92ZM113 209V212L112 211H108L107 209H106V211H108V212H106L105 210V212L103 211V213H109L110 214V217H111V214L112 213H114L115 214V211H117V210H115L114 208H111V210ZM116 209H120V207L118 208V206H117V208ZM130 209V208H129ZM150 209V210H149ZM82 210V209H81ZM81 210H79V212H81ZM95 210V209H94ZM98 210V209H97ZM110 210V209H109ZM115 210V211H114ZM133 210V211H132ZM137 210H138V208H137ZM140 210V209H139ZM138 210V211H139ZM27 211V210H26ZM48 211V210H47ZM65 211V210H64ZM69 211V210H68ZM93 211V210H92ZM127 211V210H126ZM21 212V211H20ZM23 212V211H22ZM25 212V211H24ZM45 212V211H44ZM43 212V213H44ZM58 212V211H57ZM86 212V211H85ZM91 212V211H90ZM112 212V213H111ZM128 212H130V210H128ZM32 213V212H31ZM30 213V214H31ZM42 213V212H41ZM70 214H71V212H69ZM73 213V212H72ZM76 213V212H75ZM95 213V212H94ZM97 213V212H96ZM139 212H137V214H138ZM144 213V214H143ZM48 214V213H47ZM62 214V213H61ZM65 214H67V213H65ZM78 214V212L76 213V215ZM90 214V213H89ZM107 214H105L107 217H108V215ZM130 214V213H129ZM22 215H24V213L22 214ZM29 215V214H28ZM55 215V214H54ZM53 215V216H54ZM68 215V214H67ZM66 215V216H67ZM72 215V214H71ZM74 215V214H73ZM80 215V214H79ZM79 215H77V216H79ZM84 215V214H83ZM113 215V214H112ZM118 215H119V213H118ZM131 215V216H132ZM17 216V215H16ZM36 216V215H35ZM46 216H48V215H46ZM77 216H75L74 218H76V219H79V220H77L78 222L81 220V218L80 217H77ZM100 216H101V214H100ZM99 216V221L101 220V217ZM102 216H104V214L102 215ZM106 216L103 218V219H105L106 218ZM129 215H127V217H128ZM135 217H137L138 218V216L139 215H134ZM13 217V216H12ZM15 217V216H14ZM23 217V216H22ZM28 217V216H27ZM56 217V216H55ZM61 217V216H60ZM82 218H83V216H81ZM85 217V216H84ZM91 217V216H90ZM49 218V217H48ZM48 218H45L44 217V220L42 219V220H40L39 221V218L38 219H36V221L38 220V225L39 224H41V226H42V223L43 222H45V220H47ZM51 218V217H50ZM64 218V217H63ZM68 218V217H67ZM70 218V217H69ZM73 217H71V219H67V220H65L66 222L65 223H63V225H61L62 223L60 222V226H61V228L62 229H60L61 230V232H62V230L64 231V229L65 230H67V232L70 230V231H72V229H71V227L69 228V225H72V224H75V223H78V222H74V221H72V220H74V219H72ZM86 218H88L87 217V215H86V217H85V219ZM114 218V217H113ZM115 218H116V216H115ZM123 218V217H122ZM130 218V217H129ZM4 219V218H3ZM14 219V218H13ZM75 219V220H76ZM81 220V223L79 222V224L77 225L78 227L80 226L81 227V229H83V227H85V222H88L89 220L92 222V220H93V218L92 219H89V220ZM102 219V220H103ZM108 219V218H107ZM121 219V218H120ZM124 219V218H123ZM131 220H132V218H130ZM21 220H23V219H21ZM52 220V219H51ZM63 220V221H64ZM69 220V221H68ZM96 220V219H95ZM111 220H112V218H111ZM114 220H116V219H114ZM125 220V219H124ZM20 221V220H19ZM89 221V224H92L93 225V223H95V222H93V223H91ZM97 222H98V220H96ZM104 221V220H103ZM102 221V222H103ZM122 221V220H121ZM126 221V220H125ZM129 221V220H128ZM133 221H129L130 223H132ZM17 222V221H16ZM34 222V221H33ZM110 222V219H109V221H108V223ZM123 222V221H122ZM30 223V222H29ZM49 223V222H48ZM48 223H47V225H48ZM105 223V222H104ZM111 223V222H110ZM110 223H109V225H110ZM129 223V224H130ZM44 224V223H43ZM50 224V223H49ZM56 224V223H55ZM88 224V225H89ZM96 224V223H95ZM95 224H94V226H95ZM98 224V223H97ZM100 224H101V221H100ZM107 224V223H106ZM118 224V223H117ZM25 225V224H24ZM37 225V222H34V225H33V223H32V225L30 226L34 231H31L29 228V230L27 229L26 231H24V229L21 231V232H18L19 233V235L17 234H15L16 236H14V238L13 237H11L13 240H8V239H6V237H8V236H6V237H4V236H2V239H0V251H2V250H4V252H6L5 250H6V248L5 247H7V246H10L11 247V245H13V246H15V243H20L22 240H25V241H23V242H28V241H30L32 238H33V243H36V244H38L39 246H41V247H36V248H42V245H44V244H46L47 246H48V240L51 238V236L54 234V231H56V229L54 230V231H52V233H50L49 232V230L47 231V229L49 228H47L46 227V229H45V227L44 226H42V227H39ZM45 225H46V223H45ZM46 225V226H47ZM99 225V224H98ZM126 225H127V223H126ZM10 226V225H9ZM14 226H15V224H14ZM20 226V225H19ZM21 226H23V225H21ZM52 226V225H51ZM90 226V225H89ZM88 226V227H89ZM93 226V227H94ZM97 226V225H96ZM95 226V227H96ZM121 226H123L122 224H121ZM28 226L26 225V228H27ZM53 227V226H52ZM59 227V226H58ZM86 227H87V225H86ZM85 227V228H86ZM87 227V228H88ZM92 227V228H93ZM112 227V226H111ZM125 227V226H124ZM4 228H5V225H4ZM25 228V229H26ZM60 228V227H59ZM58 228V229H59ZM74 228H76L77 229V227H74ZM91 228V227H90ZM123 228V227H122ZM121 228V231L123 230ZM22 229V228H21ZM45 231H44V230ZM57 229V230H58ZM119 229V228H118ZM1 230V229H0ZM7 230V229H6ZM19 230V229H18ZM39 230V231H38ZM43 230L45 233H41V231ZM104 230V229H103ZM112 230V229H111ZM111 230H109L108 232H110ZM87 231V230H86ZM94 231V230H93ZM92 231V232H93ZM126 231V232H127ZM1 232V231H0ZM3 232V231H2ZM38 232H40L39 234H38ZM48 232V233H47ZM56 232H58V231H56ZM60 232V231H59ZM101 232V231H100ZM107 232V233H108ZM120 232V231H119ZM13 233V232H12ZM64 233V232H63ZM73 233V232H72ZM77 233V232H76ZM98 233V232H97ZM104 233V232H103ZM107 233H105V234H107ZM117 233H118V231H117ZM1 234H3V233H1ZM23 234V235H22ZM25 234H32L33 236H34V234L36 235V236H34V237H31V235H29V237H31V239L30 240H28V236L26 237V236H24ZM57 234H59V233H57ZM69 234V233H68ZM67 234V235H68ZM85 234H86V232H85ZM92 234V233H91ZM120 234V236L122 235V233L120 232L119 233ZM82 235H84L83 233H82ZM88 235H89V233H88ZM117 235V234H116ZM123 235H124V233H123ZM127 235V234H126ZM10 236H12V235H10ZM10 236L8 237L9 239H11L10 238ZM54 236V235H53ZM59 236H61V235H59ZM102 236V235H101ZM125 236V235H124ZM55 237V236H54ZM57 237V236H56ZM80 237V234H79V236H78V238ZM104 237V236H103ZM109 237V236H108ZM111 237V236H110ZM118 237V236H117ZM122 237V236H121ZM1 238V237H0ZM64 238V237H63ZM70 238V237H69ZM88 238H90V237H88ZM113 238H115V237H111V239L112 240H114ZM58 239V241H59V239H60V241L62 240L61 238H57ZM66 239H67V237H66ZM86 239V238H85ZM92 239V238H91ZM110 239V240H111ZM118 239V238H117ZM121 239V238H120ZM120 239H119V242H121L120 241ZM72 240V239H71ZM77 240V239H76ZM82 240V239H81ZM107 240H108V238H107ZM106 240V241H107ZM123 240H125V238H123L122 237V242H123ZM50 241V240H49ZM53 240H51L50 242H52ZM85 241V240H84ZM89 241V240H88ZM100 241V240H99ZM65 242V241H64ZM69 242H71V241H69ZM89 242H91V241H89ZM101 242V241H100ZM105 242V241H104ZM109 242L110 241H107V243H108V245H109ZM116 242H117V240H116ZM118 242V244H116L115 242H114V244L113 245H118L119 246V244L120 245H122V243H119ZM32 243V242H31ZM31 243H28V246H29V244H31ZM72 243V242H71ZM92 243V242H91ZM24 245H26L27 246V244H25V243H23ZM22 244V245H23ZM35 244V245H36ZM50 244V243H49ZM53 244V243H52ZM51 244V245H52ZM55 244H56V239H55ZM75 244H76V242H75ZM97 244V243H96ZM104 244V243H103ZM18 245V244H17ZM32 245V244H31ZM70 245V244H69ZM80 245V244H79ZM89 245V244H88ZM87 245V246H88ZM91 245V244H90ZM89 245V246H90ZM20 246V245H19ZM27 246V247H28ZM47 246H45V247H47ZM54 246V245H53ZM80 246H82V245H80ZM98 246V245H97ZM100 246V245H99ZM105 246V245H104ZM111 246H112V244H111ZM117 246V247H118ZM21 247V246H20ZM26 247V248H27ZM31 247V246H30ZM34 247V246H33ZM52 247V246H51ZM60 247V246H59ZM76 247V246H75ZM85 247V245L83 246V248ZM116 247V248H117ZM9 248V247H8ZM11 248H13V247H11ZM22 248H23V246H22ZM22 248H20V251H21V249ZM25 248V249H26ZM35 247H34V250L36 249ZM48 248V247H47ZM52 248H54V247H52ZM51 248V249H52ZM73 248V247H72ZM77 248V247H76ZM87 248V247H86ZM104 248V247H103ZM113 248H115V247H113ZM14 249H15V247H14ZM14 249H12V250H14ZM28 249H29V247H28ZM31 249V248H30ZM44 249V248H43ZM46 249V248H45ZM90 249L92 250V249H94V247H90ZM101 249V248H100ZM7 250H9V249H7ZM24 250V249H23ZM81 250H82V254H83V249L81 248ZM80 250V251H81ZM87 250V249H86ZM91 250H89V248H88V251H91ZM98 248L96 249V251L98 252ZM102 250H104V249H102ZM117 250H118V248H117ZM10 251H11V249H10ZM10 251H7L8 252V254H9V252ZM40 251V250H39ZM49 251V250H48ZM64 252H65V250H63ZM69 251V250H68ZM75 251V250H74ZM79 251V252H80ZM95 251V252H96ZM114 251H116V249H114ZM12 252V251H11ZM16 252H19V250L18 251H16ZM57 252V251H56ZM67 252V251H66ZM71 252V251H70ZM76 252V251H75ZM84 252H85V250H84ZM93 252V251H92ZM92 252H90L92 255H93V253ZM107 252V251H106ZM119 252V253H118ZM1 253H3V252H1ZM0 253V254H1ZM12 253H15L14 251L12 252ZM36 253V252H35ZM35 253H33V254H35ZM47 253V252H46ZM59 253V252H58ZM102 253V252H101ZM109 253V252H108ZM4 254V253H3ZM22 254H23V252H22ZM38 254V253H37ZM40 254V253H39ZM43 254V253H42ZM65 254V253H64ZM71 255V253H68V255ZM78 254V253H77ZM97 254V253H96ZM18 255H20V254H18ZM24 255V254H23ZM72 255L73 256H75L73 253H72ZM70 256V258L72 259L73 258V256ZM79 255H81V252H80V254ZM88 253L87 252H85L83 255H81L82 256V258H83V262H86L85 261V259H86V257L88 258ZM103 255V254H102ZM105 255V254H104ZM103 255V256H104ZM108 255V254H107ZM2 256V255H1ZM5 256V255H4ZM9 256H11L10 254H9ZM26 256V255H25ZM35 256V255H34ZM59 256H61V253H60V255ZM91 256V255H90ZM12 257V258H11ZM11 257H8L9 258V261L10 260H12V262L14 261V259H13V257H14V254L11 256ZM15 257H16V254H15ZM19 257H24V256H22V255H20ZM44 257V256H43ZM57 257V256H56ZM63 257V256H62ZM64 257H66V258H68L67 256H64ZM77 257V256H76ZM109 257V256H108ZM112 257V256H111ZM6 258H7V254H6ZM6 258H4L3 260H6ZM11 258V259H10ZM25 258V257H24ZM23 258V259H24ZM27 258V257H26ZM25 258V259H26ZM30 258V257H29ZM49 258V257H48ZM70 258H69V260H70ZM78 258V257H77ZM76 258V259H77ZM85 258V259H84ZM103 258V257H102ZM112 258H115L114 256L112 257ZM54 259V258H53ZM58 259V258H57ZM57 259H56V261H57ZM89 259H91V260H94V262L97 260L96 259V257L94 256H92V257H90ZM108 259V258H107ZM111 259V258H110ZM0 260H1V258H0ZM15 260H19V261H15V262H20V264H21V262H25V260L23 261L22 260V258H21V261H20V258H18V259H15ZM27 260V259H26ZM30 260V259H29ZM42 260V259H41ZM47 260V259H46ZM66 260H68V259H66ZM68 260V261H69ZM78 260V259H77ZM87 260V259H86ZM90 260V261H91ZM113 260H114V262H113ZM9 261H5V262H7V264H8V262ZM42 261H44V260H42ZM72 261L73 262H75L73 259H72ZM79 261V263L78 262H76V263H78V264H80L81 263V261L80 260H78ZM87 261H89V260H87ZM105 260H103V262H104ZM4 262V261H3ZM3 262H1L0 261V264H3ZM12 262H10V263H12ZM34 262V261H33ZM36 262V261H35ZM38 262V261H37ZM36 262V263H37ZM40 262V261H39ZM46 262H48V261H45L44 263L46 264ZM62 262V261H61ZM63 262H64V260H63ZM99 262V261H98ZM102 261H101V263H103ZM44 263H42V264H44ZM57 263V262H56ZM69 264L71 263V262H68ZM67 263V264H68ZM92 264H93V262H91ZM97 263V262H96ZM95 263V264H96ZM100 263V262H99ZM108 263L109 264H111L109 261H108ZM107 263V261H106V263L105 264H108ZM6 264V263H5ZM16 264V263H15ZM27 264H29V263H27ZM33 264V263H32ZM38 264V263H37ZM50 264H52V263H50ZM54 264V263H53ZM62 264V263H61ZM64 264V263H63ZM82 264H84V263H82ZM85 264H87V262L85 263ZM88 264H90L89 262H88ZM98 264V263H97Z\"/></svg>","mask_w":264,"mask_h":264}]
</instances>
